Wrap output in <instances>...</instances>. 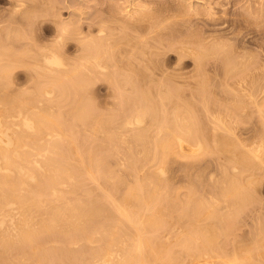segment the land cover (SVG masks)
<instances>
[{"label":"bare ground","instance_id":"bare-ground-1","mask_svg":"<svg viewBox=\"0 0 264 264\" xmlns=\"http://www.w3.org/2000/svg\"><path fill=\"white\" fill-rule=\"evenodd\" d=\"M221 1L222 0H115L114 1V4L112 5V8H113L112 11H114V13H115L114 16L115 17H116V14L117 13H119L120 15L122 14L123 15L122 18L124 20V23H126V25H129V26H132V27L133 26H136L137 27V26L140 25L144 30H148V31H151V32L152 31H155V33H156V31L158 29L160 30V28L162 27V25H165V22H167V24L169 23V25L172 23L171 30L168 31V33H165V32H167V31H165L164 32V34H165L164 37L170 36V38H171L173 36L172 38H174V36L175 37L176 36H181L180 34H182L184 30L188 29L189 26H191L190 24L194 21V19L196 20V21H194V22H196L195 24H198V23L205 24L206 23V25H207V23H209L208 21L212 22L213 21V16L216 15L215 14V10H217V9H215V8H217L218 6L221 9L220 11L223 12L222 14H225L224 13V7H223L224 2H221ZM48 2L49 1L47 0L46 3H48ZM258 2H260V0H257L256 1V4ZM10 3H11V5L9 7L12 6V11H18V10L21 11L22 9L23 10L25 9V11H29V12L31 11L32 13L34 12V10H36V11L38 10V12H40L39 10H41V12H42V9H40V4H38L39 2L38 3H33V4L31 3L30 5H26L22 0H16V1L12 0V2L10 1ZM198 3L199 4L201 3V4L199 5ZM261 3H262V1H261ZM261 3H259V4H261ZM197 4H198V6H196ZM259 4H257V5H259ZM201 5H202V7H199ZM222 7H223V9H222ZM249 7H250V10H251V7L253 8V6H249ZM241 8H242V6H241ZM239 9H240V7H239ZM109 11H110V9H109ZM259 11L264 12V9L261 8ZM9 12H11V10ZM190 12L192 14L191 16L188 15V14H190ZM228 12H229V10H228ZM244 12H247V11L245 10ZM51 13H52V11H51ZM12 14H14V13H12ZM201 14L203 16H200ZM245 14H247V13H245ZM249 14L253 15L251 12ZM262 14H264V13H262ZM31 15H33V14H31ZM58 15H59V13H58ZM179 15H183L182 17L180 16V19L177 18L180 22L179 21H174L173 20L174 17H177ZM193 15L196 18H192ZM196 15H198V16H196ZM11 16H13V15H11ZM114 16H112L113 19H114ZM204 16H206V17H204ZM115 19H117L119 21L118 17H116ZM248 19H250V18H248ZM197 20H199L200 22L199 21L197 22ZM253 20H255V18ZM259 20H261V19H259ZM62 22H63V20H62ZM71 22H73V21H71ZM75 22L76 21H74V25L77 23V22L76 23ZM97 22H98V20H97ZM194 22L192 24H194ZM220 23H218V24H220ZM260 23H262V22H260ZM65 24L61 28L59 27L60 30L58 29V31H60V32L56 33V35L53 36L54 38L52 39L53 40L52 42H55V43H53L51 45H48V44L45 45L44 43H42V45H40V47L37 46L39 48H36L33 51H32V48L33 47L32 48H29L28 47L29 48L28 51H30V54H31V51L34 54V55L33 54L27 55V56H32L33 57L32 60L30 59L31 60V63L29 65L32 64V67H33L32 70L35 71V73H34V71H32L33 74H34V83H33L34 85L32 86L33 87L32 88V91L33 92H32L31 97H30V95H29V97L27 95H25V96L22 97L20 95V93H16L15 91L18 92V90L15 89L14 86L18 85L17 83H15V85L12 83L13 84V88L12 89H13V91L15 89L14 93L16 95L14 93L11 94L12 93V89L10 88V86H12V85L9 82V81H11V79L6 74L4 75V72H6L4 70L7 69L8 67L9 68L10 67L11 68H14L13 67L14 66V63H15L14 61H16V58L14 57V55H15L14 53H16V52H14V53L13 52H10L13 55L12 54H8L9 56L6 57V59L4 57L7 55V53L4 54L3 52H0V73H1L0 74V264H200V261H202V259H203V263L202 264H239V262H240V264H264V254H261L262 252L259 253V251H260L259 249L260 248L257 249L258 251H256V249H255L256 248L255 246H257V243L256 242H255L256 245H254V246H252L253 244L251 246H247V245H243V244H240L239 245L240 242L237 243L239 246L237 245L238 247H235L236 252L234 254H232L233 256L230 255L231 256L230 258H229V255L227 256L228 253L226 254L225 251L224 252L221 251V250H220L221 252L220 251L218 252V250L216 251V248L218 249V246H219L217 243L221 240V239L220 240L218 239V236L219 235L221 236L222 233L223 234H226V236H227L229 234V233L227 234V232L230 231V228L232 226H234V224H237V223L236 222L234 223V220L233 219L228 220L229 215L227 216V215L221 214L222 215L221 216L222 217L221 218L222 221L225 222V220H224L225 217L224 216H226V218H227L226 220L231 221L230 222L231 224H232V221H233V225L230 226V224L228 223L229 224L228 226H230V228H229V227H225V224H224V229L221 230L222 233L220 231H218V233H217V229H215L216 227L215 226L213 227L211 225L213 223H216L213 220V217L212 216H216V213L218 214V212H216L217 211L216 210L217 208L215 209L212 205H208V204L205 205L204 203H206V202H204L200 198V196H199V198H197V197H195L193 195L195 192L194 193L193 192L191 193L193 195V197L190 196L191 199H192V201L196 202V204H195V211L196 212L198 211V213H199V211L202 210V211H200V218H202V219L205 218L204 217L205 215H206V217H212V218H208V220H206V221L204 220L205 223H201L202 221H200L199 215L197 217L196 213H194V215L196 216V218L194 217V220L193 219L190 220V218H187L188 220L185 219L188 222L187 223L188 224L187 234L185 232V234H186V235H184L185 237L178 234V236H180V237L179 238L176 237V239L174 240L175 245H178L179 246L178 249H180V251H178V250H176L177 252L176 251H173L172 249H170L169 245L165 244L166 243V240H165L166 238L165 237L167 236V234H166V236L164 235L167 232V230H165V229L167 228L168 225H170V224L173 223L172 222L173 220L171 221L170 219H168L170 221L166 223L167 224V226H166L165 225V222L167 220L166 221L165 220L163 221V219H162L163 217L161 216L162 209L165 211V210H167V208L166 209L164 208V207H166V205L164 204V202L162 200V199H164V201H165V198L166 197H165V195H164V198L161 197V195H159L160 194L159 191H161L165 186H166V188L168 187V185H164L163 183H162L164 185L163 188L161 189L162 186L159 187V185H161V184H159V183H161V182H159L160 181V178H163L161 176L163 175V173H166L167 172V171L166 172L164 171L165 170L164 169V166L167 165V164L166 163L163 164L162 161L165 160V158L167 157V154L168 153H170V154H172L174 156L175 155H177V156L179 155L177 157V158H179L181 156V154L184 156V153H185L184 149L185 150H188V149L191 148V150L193 152L190 151V150H188V151H190L189 152L190 154L198 153L199 152V153H201V155L202 154H204V155L205 154L206 155L208 154L209 155V154H212L213 153L214 148H211L210 147L211 148L210 149V148H208V146L205 147V145H203V143L201 142V140L200 141L197 140L196 142L195 141L192 142V140H190L192 137L193 138H196V137H194L195 135L193 133H195L194 132L195 131L194 129L197 128L195 126L196 124L194 122H190L189 121V120L192 119L191 114H190V112L192 111L191 110L192 108L188 107V105H190L191 103L193 104V102H189L187 100V102H189L190 104H188L186 102V104H187L186 107H188L189 109L183 108L184 106L178 104L180 102L182 103L183 100L182 101L179 100V99H181V97L179 99L177 98L178 97L179 90H174L173 89V86L174 85H173L172 86V89L170 88L171 89V92L169 90H168V92L171 93V96L173 95L171 97V99H173V97H175V95L177 96L175 98L177 100H179L180 102H176L177 101L176 99H174L173 102H174V104L176 102L180 106V107L177 106V108L179 107L178 108L179 110L181 109V111H182V108H183L184 111L181 112L178 109L176 110L175 109L176 107H174V105H173L174 109L171 107L173 111L175 110L174 112L172 111L173 112L172 113V116L173 117L170 116L167 113V116H170L172 118V120H171L170 117H167V118L166 117H162L163 115H161V117L158 118L160 120H157V121L155 120V119H157L155 116L158 114V113H155V112H157V110H159L156 107H159V106L158 105L153 106V107L152 106H149V105H151L154 102V101H151L153 98H151V100H150L152 102L151 104L150 103L148 104V102H150V101H148V99L146 98L147 101H148V102L146 101L147 102V104H146L145 101L143 100L145 96L142 95L143 97L141 98V97H137V95H135L136 96V99L133 101V104L131 106L129 104L130 101L128 102V100L131 97L129 99L127 98V100H126V102H128L127 110H124L125 109L124 108V104L122 103L124 109L123 108H120V113L123 114L124 116H122V115L119 116V117H122V120L120 122L118 121L119 123L116 122L117 123L116 124V128H117V125H118V131L121 132V131H123V129H125L124 130V133H125L126 131H128L127 129H130L131 130L132 127L133 128L134 127L135 128L137 127L136 130L133 129V131L131 130L130 134H128V135H131L133 138H137V139H135L136 141L138 140V138L142 141L143 140V137L144 138H145V136L148 137L151 134V132H152V134L153 133L156 134V135L153 134L155 137H153V143L154 144L153 143L152 144L154 145V148H153V151H152V154H151L152 156L151 157H148L147 158V156H146L147 155V150L149 149L148 147L145 148L146 149L145 156H143V154L141 155L142 149H144V147L140 148L141 149V150H139L140 153H139V151H137L139 148L137 150L135 149L139 153V155L132 154L133 153L132 150H134L133 148L131 150L132 152H129L128 151V150H130V144L129 143H131V142L129 141L130 139L129 140H127V139L128 138H131V137H128V138L126 137V134L128 132H126V134H124V133L121 134L122 137H120L119 136L120 134L117 133L118 136L120 138H122V139H119L118 136H117V134H116V132L113 131L114 132V134H113L112 132L110 133L109 131L106 130L105 127H106V125L108 123L104 126V123H106V122H103V120L105 118H106V120H109L110 118L112 119V118H114V115H111L112 116L111 117L110 115L107 116L105 114L106 116H104V119H103V116H101L103 113H100V114L98 113L99 112V108H97L96 104H94L95 101L93 100L94 102L91 104L90 103V102H92V101H90L91 98H89V96L87 95L90 102L89 101H83L82 102V97L83 96H82V93L79 92V91H82V92L84 91V93H85L86 85L87 84H90L88 82L91 81L90 80L91 78L85 77V75L87 76L88 74L91 73V71H92V73L95 71L94 73L98 74L100 71L102 72V70L103 71H106L107 70V67L109 68V66L105 65V63L108 61V58L109 57L106 58V60H107L106 62H103L100 59H102L101 56H102L103 52L105 51L104 53L106 54V50H108V48H107V44L108 43L107 42H109V45H110V41H108V40H110V38H109V36H107L108 37V40H106V39H104L103 36H101V38L103 37L102 39L94 40L95 38L93 37V35L92 36H86V35L83 36L82 31H78L77 30L76 26H80V25L77 24L75 26H69V25L66 26ZM89 24L91 25V23H89ZM122 24H123V22H122ZM213 24L214 23L211 24V27H212ZM229 24L230 23H228V25ZM109 25H110V23H109ZM208 25L210 26V24H208ZM232 25H233V22H232ZM121 26L124 27L123 25H121ZM230 26H231V24H230ZM215 27H217V25ZM218 27L219 28H223V30H220ZM218 27L217 28H214V26H213L212 27L213 29L211 28L212 29L211 31H204L203 33H201L200 32L201 30H200L199 32L202 35L201 34H197V35H199V36L196 35L197 37L195 36L197 40L194 39L195 33H194L193 36L191 35V37H193V38L188 39L189 42H191L193 40H195L197 42V41L200 40L199 42H197L198 45H196V47L198 46L200 48H198V47L197 48H194V46L188 44L189 43L188 41L184 45H180V47H176V48H178L177 51H179V53H180L181 56H183V55L184 56L185 55L186 56H190L191 55V57L194 56L193 58L196 57V59H197V57L199 58V56H203L204 54L205 55L207 54V56H208V54L210 52H212V53L214 52L215 53V51H218L220 53V52L223 51V54L220 53L222 55L221 56V59H226V60H224L223 69L221 70L223 72V74H221V75H224V76H221V77H223V78L224 77L225 78L227 77V79H229L230 77L235 76L236 73L238 74V72H240L239 74H242L243 73L242 72V69H244L245 67L242 66L243 63H241L240 60L238 61L236 59H243V58H245V56L242 58V57H240V55H238L239 53L236 52L237 45H236V49L235 48H231L232 46L228 45V43L225 42L226 40L224 41V40L219 39V38L222 37L223 34H224L223 36L226 37L225 34H228V33H225L224 26L223 27H220L218 25ZM225 28H226V26H225ZM237 28H239V26H237ZM85 29H88V28H85ZM102 29L101 28L100 29L98 28L95 33L101 32V34L102 33L104 34V32H103L104 29L103 30ZM136 31H137V29L135 30V32ZM238 31H240V30L238 29ZM158 32L159 31H157V33ZM228 32H229V34H228L229 36H231V35L234 36L235 35L234 34V31H233V34H231V29ZM97 34H96V38H97ZM156 34H155V36H157V35L158 36L159 35L161 36L162 35L160 33L157 34V35ZM8 35H9V33H8ZM129 35H131V34H129ZM10 37L8 36V38H10ZM115 37H116V35H115ZM164 37H162V38L164 39ZM199 37H200V39H198ZM201 37L203 39H201ZM225 37H223V38H225ZM68 38H72V39H74V41L76 40L79 43V45L77 47V49H78L79 52L76 50L79 54L77 55L78 57H75V58L81 59L82 62L79 63L77 66L75 65V68H73V67L70 66L71 65L70 63L71 62L69 61V57H66V55H64L66 53L65 52V50H66V45L65 44H67ZM162 38H161V40H162ZM184 38H186V37L184 36ZM184 38H182V39H184ZM158 40H156V41H158ZM128 42H129V40H128ZM147 43L148 42H146L145 44H147ZM159 43H161V42H159ZM179 43H181V42H179ZM164 44H166V43H164ZM74 46L73 47H74V50H75L76 49V45H74ZM4 47L5 46H3L1 49H3ZM12 47H14V46L12 45ZM94 47H95V51H90ZM139 47H140V45H139ZM10 48L11 47L9 45V47H7V50H10ZM157 49H159V48H157ZM12 50H13V48H12ZM133 50H135V49H133ZM34 51L36 53H34ZM110 51L112 52V50H110ZM118 51L120 52V50H118ZM233 51L236 52V54L238 56L236 54L234 55L233 54ZM26 52H27V50L25 51V53ZM147 52H149V51H147ZM27 53H29V52H27ZM240 53H241V51H240ZM1 54H4V56H2ZM110 54H111V56H110L111 59H114L112 57L113 56L112 55L113 52L110 53ZM10 55H12L13 57L10 56ZM18 55H20V53ZM155 56H156V54H155ZM9 57H11V59H9ZM148 57H151V55L148 56ZM12 58H14L13 59L14 61H12L13 65L10 64L11 63L10 60H12ZM29 58H31V57H29ZM70 58H72V57H70ZM203 58L205 59V57H203ZM1 59H2V61H1ZM3 59H5L7 62L5 60H3ZM67 59H68L69 63H68ZM147 59H149V58H147ZM201 59H202V57H201ZM46 60H48V61L58 60L59 63H60V66L55 67V68L49 67V64L45 63ZM235 60L238 61V62H240L241 64L237 62L238 63V65H237V63H236ZM8 61H10V63ZM71 61H72V59H71ZM199 61H196L195 60V62L197 64V66L195 65L196 66L195 68H197V67L198 68L196 70H194V71L199 70L200 67L202 68V66H200L198 64ZM1 62H2V64L4 63L5 65L2 66ZM108 62H110V61H108ZM112 62H113V60H112ZM114 62H116V61H114ZM6 63H8V64H6ZM86 63H89L91 65L92 69H91L90 66H88L89 68H87L86 67L87 65H85ZM222 63H223V61H222ZM16 64H17V62H16ZM20 64H23V63H20ZM113 64L116 65L117 62H116V64L115 63H113ZM125 66H127V65H125ZM129 66H131V65H129ZM32 67H30V68H32ZM144 67H146V66H144ZM171 68H174V67H171ZM88 69H91V71H89ZM128 69L130 70V68H128ZM2 70H3V74L1 72ZM8 71H9V69H8ZM96 71H99V72H96ZM194 71H191V72H194ZM262 71H264V69H262ZM200 72L201 71H197L195 73L197 75H198V73H199V75H202L201 73L204 72V71H202L201 73ZM250 72H248V73L250 74ZM94 73H93V75H94ZM100 73H99V75H103V76L105 74V73H103V74H100ZM109 74L111 76L116 77V75H114L112 73V71L109 72ZM147 74H149V73H147ZM153 75H156V74H153ZM172 75H170V77H172ZM213 76H215V75H213ZM240 76H241V78L243 77L242 75H240ZM252 76L255 77V75H252ZM256 76L259 77V75H256ZM92 77L93 78H96V79L98 78L96 75H94ZM108 77H110V76L108 75ZM148 77H150V75ZM249 77H251V76H249ZM258 77H257V79H258ZM76 78L79 79V83L77 81L78 79H76ZM86 78L87 79L89 78L90 81L87 80ZM145 78H147V77H145ZM197 78H195V80ZM208 78H209V76H208ZM241 78L240 79L238 78L239 80H237L236 78L233 79V80L239 81V83L237 85L238 86H242L243 88H244V86L242 84H245V82L247 80H248L247 81L248 83L249 82L252 83V81H253V79H251V78L250 79H247L245 77V79H247V80H245V79L242 78L243 81H244V83H241L242 82V81L240 82V80H242ZM260 78L261 77H259V79ZM193 79H194V77H193ZM200 79L203 80L204 79V76L202 78L200 76ZM200 79L198 78V81ZM46 80L48 82V83L46 82L47 84H49V80H51L52 82L50 81V85L52 83V85L54 87L58 88V90L60 89L59 91H61V94H59L60 95L59 98L62 97L61 98L62 100L65 99V102L66 103H67L68 99H69V101L71 99L73 101V105L70 106L72 104V102L71 103H67L68 106H69V107H67V104L66 103H63L62 104L63 106H64V104H66V106H65L66 108L63 107L62 105H60L57 108L58 110H54L53 109L54 107L51 106V105H54L53 103L56 100H54V102L52 104H50L51 101H52V99L49 100L47 98V96H49L51 94L52 91H50V89L53 88V86L52 85L51 86L48 85V86H50L49 87L50 89H48L47 86L45 87V85L43 87L42 82L44 81V84H45V81ZM113 80L116 81V78H114ZM151 80H148V81L150 82ZM156 80H158V79L156 78ZM249 80H251V81H249ZM67 81H71L73 83V85H71V87H69V86L67 87V85H68V84H66ZM80 81H81V83H80ZM135 81H136V79H135ZM141 81L143 82V79L142 80L140 79V82ZM172 81L175 82L174 79ZM172 81L169 80L170 83ZM198 81H197V83H198ZM260 81H262V79H260ZM120 82H121V80L118 83H120ZM127 82H129V81L127 80ZM154 82H156V81H154ZM247 82H246L247 85L245 84V90L247 89L246 87L251 84V83L248 84ZM255 82H254V84H256ZM115 83H117V81ZM121 83H123V82H121ZM163 83H165V81ZM194 83H196V81ZM258 83H257V85H258ZM127 84L128 83H126V85ZM150 84H151V82H150ZM156 84L158 85V83H156ZM165 84H167V83H165ZM213 84H215V83H213ZM254 84H253V86H254ZM22 85H24V84H22ZM112 85L113 84H111V88L114 87V86L112 87ZM126 85L123 84V87H126ZM128 85H127V87H129ZM170 85L171 84H169V86ZM194 85H196V84H194ZM197 85H200V84H197ZM204 85H208V84L204 83ZM262 85H264V84H262ZM119 86H121V84ZM119 86H118V88L120 89ZM137 86H136V88H137ZM208 86H210V84ZM19 87L20 86H18L16 88L20 89L19 91H21L22 89L19 88ZM145 87H147V86H145ZM197 87L198 88H196V90L199 89V88H201V87H203V86H200V87L197 86ZM227 87H229V86H227ZM250 87H252V85ZM250 87H249V89H250ZM134 88H135V85H134ZM187 88H188V86H187ZM189 88H192V87H189ZM203 88H201L199 90H202ZM211 88H212V86H211ZM231 88H233V87H231ZM255 88H256V85H255ZM28 89H30V87ZM115 89H116V87H115ZM137 89H135L136 92L139 90V89L138 90ZM225 89H226V86H225ZM77 90H79L78 93L81 94V95H78L79 97L76 96ZM161 90H160V93H161ZM212 90L214 91V87H213ZM238 90H237V93H239L241 89L239 90V92H238ZM261 90H262V88H261ZM59 91H57V92H59ZM131 91H133V90H131ZM140 91H143V90H140ZM157 91H159V90L157 89ZM203 91H204V89H203ZM235 91H236V89H234V94L236 93ZM243 91H244V89H243ZM246 91H249V90L247 89ZM254 91H257V90H254ZM25 92L26 91L23 92V95H24ZM87 92L85 94H87ZM116 92H118V89H117ZM193 92L195 93V91H193ZM216 92H218V91H216ZM244 92L241 93L242 95H245L244 97H246V95H248L249 93H251V91H249L248 94H247V92H246V94H244ZM262 92H264V91H262ZM21 93H22V91H21ZM170 93L167 96L168 98L170 97ZM209 93L212 94V92L208 91V94ZM229 93L231 94L232 92H229ZM27 94H28V92H27ZM52 94H53V92H52ZM54 94H55V92H54ZM85 94H84V96H85ZM144 94H145V92H144ZM196 94H199V93H195V95ZM215 94L216 93H214V97H215ZM241 94H239V95L237 94L239 101H241L239 99V96L240 97L242 96ZM92 95L94 96V94H92ZM92 95L90 94V96H92ZM115 95L117 97V94H115ZM121 95L124 96L123 94H121ZM129 95L131 96V94H129ZM206 95H207V93H206ZM41 96H43V97H41ZM50 96H52V95H50ZM80 96H82V97H80ZM200 96H201V94H200ZM38 97H41V98H38ZM54 97H56V96H54ZM150 97H148V98H150ZM167 97L165 96L166 99H167ZM220 97H221V93H220ZM220 97H219V99H220ZM235 97H236V94H235ZM35 98H37V99H35ZM247 98H246V100L249 101ZM83 99H84V97H83ZM133 99L134 98H132L131 100H133ZM203 99H205V98H203ZM249 99H250V102H254L255 103V101H253L252 97H250ZM262 99H264V97H262ZM85 100H87V98H85ZM160 100L163 101L165 99H160ZM210 100H212V98H210ZM217 100H218V98H217ZM122 101L125 102L124 100H122ZM205 101H206V99L204 100V102ZM219 101H221V100H219ZM231 101H232V103L231 102L229 103L227 101L230 104V107L229 106L228 107H229V110H231V111H228L227 112L228 109L225 108L226 110H224V111H226V113H224V115H226V116H227L228 113L229 114H233V112H234L233 110H236L234 112L235 114L237 113L238 107L236 105H234V104H236L235 103L236 101H233V98H231ZM88 102L90 104H88ZM121 102H119V104ZM202 102H203V100H202ZM212 102L214 103V101H211V104H213ZM242 103L246 106V101H245V103L244 102H241V105H243ZM122 104H121V106H122ZM168 104H171V103H168ZM204 104H206V103H204ZM261 104H264V103L261 102L260 103V107H259V105L257 107L259 109L262 108V111H264V105H261ZM126 105H125V107H126ZM209 105H210V103H209ZM109 106H110V104H109ZM225 106H227V105H225ZM249 106H250V104L248 105V107ZM98 107H99V105H98ZM100 107H101V105H100ZM103 107L105 108L106 105L103 106ZM103 107H101V108L103 109ZM193 107H195V109H196V106H193ZM207 107H208V105H207ZM48 108H51L52 111L54 110L53 112H55V111H57V112H55V113H53L52 111L50 112V109H48ZM113 108H115V107H113ZM230 108H232V109H230ZM244 108L245 107H243L242 108L243 110H241L240 112H242V111L244 112ZM96 109H98V111ZM121 109H123V113H122ZM153 109L154 110L156 109V111H154ZM204 109H207V108L204 107ZM131 110H132V112H131ZM150 111H152V112H150ZM198 111H200V110H198ZM207 111H208V109H207ZM221 111H223V110L221 109ZM116 112H114V113H116ZM147 112L148 113H152V116L151 115H149V116H150L151 121L153 120L152 121L153 122V125L151 124L152 122H150L149 125L148 124H145L146 121L149 120L148 119L149 116L147 117V115H146ZM169 112H170V108H169ZM193 112H195L194 109H193ZM230 112H232V113H230ZM258 112L261 113L260 110ZM109 113H111V112H109ZM120 113L118 112L119 115H120ZM165 113L166 112H164L163 114H165ZM217 115H218V112H217ZM153 116H154L155 119L153 118ZM209 116H212V115H209ZM213 116H215V115H213ZM218 116L216 118H219ZM221 116H223V115H220V117ZM259 116L260 115H258L257 117H259ZM260 117L262 119H264V113H261V116ZM115 118H117V117L115 116ZM146 118H147V120H146ZM169 118H170V120H168ZM227 118H225V120ZM208 119H210V118H208ZM245 119H246V117H245ZM106 120H104V121H106ZM154 120L157 123H155ZM197 120H200V119H197ZM222 120H224V119H222ZM228 120H229V118H228ZM231 121H233V120H231ZM189 122L190 123H194L195 124L194 126L196 128L194 127V129H193V125H191ZM196 122H198V121H196ZM219 122H221V119L218 120V122H216L217 123V126H219L218 125ZM260 122H262V121H260ZM221 123H224L225 124L224 121L221 122ZM228 123L225 124L226 127H225V125H222L220 123L219 124L222 125L221 128H225V131L227 130L226 132H228L229 130L232 132L233 130H231L230 127H232L234 125V123H231L232 126H227ZM243 123H244V121H243ZM109 124L111 125L112 123H109ZM255 124L257 125V123H255ZM261 124L262 123H260V125ZM130 125H132V126H130ZM146 125H148V127H146ZM197 125L200 126V124H197ZM201 125H203V124H201ZM213 126H216V125H213ZM262 126H264V124H262ZM87 127H88V129H87ZM120 127H122V129H119ZM233 127H235V126H233ZM89 128H90V130H89ZM116 128L114 127V130ZM150 128H153L154 131H152V129L150 131H148ZM228 128H229V130H228ZM109 129L110 130L113 129V126H112V128H109ZM217 129H218V127H217ZM55 130H56L57 133L54 132ZM49 131H52V132H49ZM89 131H90V134L89 135L88 134H85L86 132H89ZM97 131H98V133H96V134H98V136L100 135V133L102 131H104L103 134L101 133V135H102L101 138H100V136L99 137L97 136L99 139H97V137L94 136V133L97 132ZM221 131H222V129H221ZM221 131H218V132H221ZM230 131L227 134H223V135L221 134L222 135V138H223L224 135H228V137H229L234 132L233 131L230 134ZM52 133H54V134L56 133L55 138H54V136L52 137V135H51ZM246 133H249V132H246ZM211 134H213V133H211ZM234 134H236V133H234ZM261 134L264 135V133H262V132H261ZM44 135H46V136L47 135L48 136L51 135V136L50 137L47 136L48 138L46 139V136H44ZM57 135H59V136L60 135H63V136L65 135V137L62 136L63 138L61 139V138H58ZM250 135H251V133H250ZM56 136H57V139H56ZM123 136H125L127 138V139L126 138L125 139L129 143L125 141V139L123 138ZM235 136L237 137V135H235ZM93 137H96V140L97 141H95V138H93ZM141 137H142V139H141ZM230 137L229 138L226 137V138H223V139L221 138L224 141L226 139V141L225 142L223 141L222 143H227V145L225 144L226 145L225 148L230 146L228 148V150L230 148H231L230 150H232V148H233V152L230 151V150L229 151L233 153V154L232 153L231 154H232V156L234 158H236L237 160L239 159V161H241V163H243V162L246 163L247 162L248 165H246L245 163H243V165H245L246 167L245 166L243 167V165L241 166L243 169L244 168H248V169L250 168L249 164L252 161H249V160H250V158L251 159H254L255 156H256V159H257V157L261 158L260 164L262 166H264V161H262V157H264V143H262V142H264V141L261 142L262 145L259 142V145H258L257 148H255V149L253 148V150L250 149L248 151L247 149L250 148V146L253 145L254 143L251 144V145H249V147L247 149H245L246 148V145L244 146V144H243L245 142L242 143L240 141V139H239V141H237V143H242V145L244 146V147L242 146L243 149H244V151H242V149H238V151L235 150V152H236L235 153L234 152V149H235L234 147H236L235 145H238V144L231 145L232 143H235L236 142V139L234 138L233 134H232V138L231 139H230ZM255 137H256V135H255ZM149 138H148V141H149ZM233 138L235 139V141L234 142L231 141L230 144H229L227 140L229 139V141H230ZM262 139H264V136H262ZM146 140L147 139H144L145 142H147ZM188 140H190V141H188ZM258 141H261V136H260V139ZM122 142H124V145L122 144L123 147L120 146L122 148H119V145H121L120 143H122ZM133 142H134V140H133ZM144 143L142 144L143 146H144ZM209 143H210V141H209ZM222 143H220V144H222ZM187 144L190 147V148L187 147L188 149L185 148V145L187 146ZM145 146H147V145H145ZM223 146H224V144H223ZM223 146H221V147H223ZM232 146H234V147H232ZM239 147H241V146L238 145V148ZM123 148L126 149L127 152ZM82 149L84 151H82ZM121 149H123L125 151V154H127L129 152L127 154V156H126L127 157L126 158V161H124L126 165L128 164V166H127V168H128L127 169L128 170V175L131 174L133 176L136 173V171L138 172L139 170H140L139 172L141 174V176L139 174V177L138 176H134L135 178L133 177L134 178V182H133V185H130V186L126 182L124 183V179L121 177V175L115 174L114 171L112 169H110V167L106 163L107 158H108L107 156L112 155V154L117 153V152H120L121 153L122 152V151H120ZM211 150H212V152H211ZM222 150L223 149H221V150L218 149L219 152H222L220 154H223V152H225V153L227 152L228 153V150H226V151H224V150L222 151ZM82 152L85 153V155L82 154ZM145 152H143V153H145ZM150 152H151V148H150ZM118 154L119 153H117L115 155H118ZM186 154H188L187 151H186ZM198 154H195V155H198ZM225 155L227 156V154H225ZM190 156H193V155H190ZM252 156H254V157H252ZM221 157L219 159H221ZM157 158L160 159L159 166L161 165V167H159V168L157 167L158 169L157 168L154 169L156 167V165H154V163H155V160H157ZM170 158H171V155H170ZM194 159H195V157H194ZM222 159H224V158L222 157ZM227 159H229V158H227ZM236 159H234V161ZM180 160H182V159L180 158ZM206 160H205V162H206ZM211 160H213V159H211ZM136 161H139L140 164L138 162H136ZM153 161H154V163H153ZM173 161L174 160H172V162ZM194 161L195 160H193V162ZM196 161L199 162L198 160H196ZM214 161H216V160H214ZM200 162H201V160H200ZM220 162H221V160H220ZM135 163L136 164L138 163V165H140V167H142L141 165L143 164V166H145V168H146L145 169L146 171L144 169H141ZM176 163H178V162H176ZM206 163L208 165V162H206ZM108 164H109V162H108ZM169 164H170V162H169ZM218 164L219 163H217V165ZM238 164H239V162L237 164H234V165H235V167H237L239 169L240 168L239 166L241 164L239 166H237ZM133 165L138 166L136 168L137 170L134 169L135 166H133ZM146 165H147V167H146ZM153 165L155 167H153ZM120 166L123 167V165H119V167ZM218 166L221 167L220 164ZM247 166H249V167H247ZM251 167H253V166H251ZM225 168H227V167H225ZM113 169L115 170L114 167H113ZM262 169H264V168H262ZM166 170H168V169H166ZM221 170H223V169H221ZM232 170H235L234 166L232 167ZM226 171H228V170H226ZM115 172H116V170H115ZM124 172H126V171H124ZM247 172H248V170H247ZM249 172H250V170H249ZM155 173H156V175L158 173V176H157L158 178L155 177L156 176ZM159 173L162 174V175L159 176L160 175ZM183 173H184V171H183ZM224 173H225V171H224ZM239 173H240V171H239ZM244 173H246V171ZM249 174H248V176H250ZM136 175H138V173H136ZM224 175H226V174H224ZM228 175H229V173H228ZM232 175H234V174H232ZM240 176H242V175H240ZM240 176H239V174H237V177H238L239 180H240ZM209 177H211V176H209ZM228 178H227L228 183H229V180L232 181L234 179L232 181V183H230V187L231 188H229V185L226 184V181H224L226 185H224L223 187L225 188V190L227 192L230 190L231 191V194L233 193V196L232 197H235L234 200L237 199L236 201L238 203H241L242 202L243 205H244V202L242 201L243 198H244V200H245V198H247L246 199L247 201H245V203L248 202L249 200H251V201L253 200V199H251V194H253V193L250 194V192H248L250 190L248 189V191H247L246 188H245V186H243L244 189H242V187H240L241 186L240 185V182L241 181L240 182L239 181L237 182L238 179L236 178V176H235V178H234V176H232L233 179H230L231 178V175H230ZM245 178H246V176L243 179L241 177V180H243V182H242L243 185L246 183L245 181L249 180L248 178H246L247 180ZM125 180H126V178H125ZM164 180L167 182L168 179L166 180V176H165V179ZM172 180H173V178H172ZM193 180H195V177H194ZM161 181H162V179H161ZM165 181H164V183H165ZM234 181H236V182L233 183ZM250 181L251 182H254V181H252V179ZM250 181H248V183ZM236 183H238L239 185L236 184ZM248 183L246 184L247 186H248ZM233 184L234 185L236 184V186L235 187H232ZM249 185H251V184L249 183ZM218 187H221V186H218ZM219 189H218V191H219ZM240 189H242V191ZM164 190H166V189H163V191ZM243 190H245V192L247 191L246 194H248V193L249 194L248 195H245V192H243ZM169 191H171V190H169ZM173 191H174V189H173ZM186 191H189V190H186ZM189 192H191V191H189ZM216 192H217V190H216ZM100 193H102V195L104 194L103 195V198L104 199L100 196L101 195ZM161 193H163V192H161ZM177 193H178V191H177ZM207 193L209 194L210 192H207ZM228 193H226V194L228 195ZM98 195L103 199V201H101L102 203L99 200L100 198L98 199V197H99ZM187 195H189V193ZM198 195H200V194H198ZM215 195H217V194L215 193ZM218 195H220V194H218ZM249 195H250V198L246 197V196H249ZM169 197H170V195H169ZM194 197H195V199H193ZM205 197H203V198H205ZM213 197L210 196V198H213ZM232 197H229V198L232 199ZM171 198H173V196H171ZM175 198H176V196H175ZM215 198H216V196H215ZM173 199H170L171 200V204L174 202L173 205H171L169 202H167V203L170 204L175 209L176 208L177 209H182V208H179L178 207L180 204L178 205L177 202H175V200H173ZM180 200H182V199H180ZM187 201H189V200H187ZM212 201H213V199H212ZM209 202L210 201H208L207 203H209ZM211 203L212 202H210V204ZM222 203H223V201H222ZM232 203H233V201H232ZM242 203L240 205H242ZM219 204H221V201L219 202ZM225 204L227 205L226 202H225ZM188 205H189V203H188ZM229 205H230V203H229ZM240 205H239V207H242ZM233 206H236V205H233ZM239 207H238V209H239ZM213 208H214V211H213ZM226 208H227V206H226ZM222 209L223 208L221 207L220 210H222ZM229 209H232V208H229ZM192 210H193V207H192ZM241 210H242V208H241ZM188 211H186V212L188 213ZM230 211H232V210H230ZM170 212L171 211H169V213ZM177 212H178V210H177ZM202 212H203V215H201ZM214 212H216L215 215H213ZM172 213H173V211H172ZM179 214H182V213H179ZM185 215H186V217H188L187 214H184V216ZM230 215H231L230 216V218H231L232 217V213ZM170 216H171V213H170ZM254 216H256V215H254ZM172 217H170V218H172ZM216 217L219 219L218 216H216ZM167 218H168V216H167ZM179 221H180V218H179ZM255 222H256V220H255ZM168 223H170V224H168ZM116 225L123 227V230H121V228H120V230H121L120 232H121V235H123V236L125 235L124 236L125 238L123 237L124 238L123 239L122 236H121V238H122V241H121L122 244L121 245L119 244V242H120L119 239L120 238L118 239L115 236L116 233H118V236H120L119 235V232H116V230H118V229L116 228V230H115V228H114ZM222 225H223V223H222ZM226 225H227V223H226ZM118 226H116V227H118ZM235 226H237V225H235ZM256 226H259V225H256ZM262 226H264V225H262ZM262 226L260 227V229L261 228H264ZM93 227H94V229H93ZM168 228H169V226H168ZM169 229H171V228H169ZM237 229H238V227H237ZM260 229H258V230L261 231L262 229L261 230ZM233 231H235V230H233ZM162 232H164L163 235L165 236L164 237L165 239H162V236H163L162 235ZM183 232L184 231H182V233ZM254 232H256V231H254ZM258 232H257V234L261 233L262 231L259 232V233ZM96 233L97 234L99 233V236ZM231 233H233V232H231ZM234 233H236V231ZM95 234H96L97 237H95ZM260 235L261 234H259L257 236L259 237ZM237 238H239V237H237ZM260 238L262 239V237H259V241H257V242L258 243H260V241H261V243L264 242V239L260 240ZM77 241H78V243L80 241L83 242V243L81 244V247L80 248L75 249V247L73 248V245H76L75 242L77 243ZM92 241H94L98 245L95 246V243L91 244ZM115 241L116 242L119 241L118 244H117V245H119V247H118L119 249H118L117 252H119V250H120V252L117 253L118 256L114 252V249H115L114 247H116V246H114V247L112 246V245H114L116 243ZM245 242H246V240H245ZM245 242H242V243H245ZM228 244H229V242H228ZM79 246H80V244H79ZM231 246H233V245H231ZM111 247H113L114 249H111ZM226 248H225V250H226ZM116 249H115V251H116ZM212 250H214V254L212 253L213 252ZM216 256H218V257H222L223 256L222 258H224V256H225V259L219 258L220 261H217L218 260L217 258H216L217 259L216 261L213 260L214 258L211 259L212 257H216ZM245 260H246V262H245Z\"/></svg>","mask_w":264,"mask_h":264},{"label":"rangeland","instance_id":"rangeland-1","mask_svg":"<svg viewBox=\"0 0 264 264\" xmlns=\"http://www.w3.org/2000/svg\"><path fill=\"white\" fill-rule=\"evenodd\" d=\"M10 1L12 2V0H0V49L3 47V46H5L3 49H1L0 50V52H3L4 54L5 53H7V55L4 57L5 59H6V57H8L9 55L8 54H12V53H10V52H16V53H14L15 55H14V57L16 58V61H14L13 59L14 58H12V60H10L11 61V63H10V61H8L10 64H12L13 65V63H12V61H14L15 63H14V68H7V69H5L4 71H6V72H4V75L6 74L7 76H9L10 77V79H11V81H9L10 82V84L12 85V86H10V88L12 89L13 88V84L15 85V83H17L18 85H16V86H14L15 87V89H17L18 90V92L17 91H15V89H14V91L16 92V93H20V95L23 97V96H25V95H27L28 97H29V95H30V97H31V95H32V86L34 85L33 83H34V74H33V72L32 71H34V70H32L33 69V67H32V64L31 65H29L30 63H31V60H32V56H27V55H29L30 54V51H28L29 50V48H32V51L34 50V49H36V48H39L40 47V45H42V43H44L45 45H51V44H53V43H55V42H52L53 40V36H55L56 35V33H58V32H60V31H58V29H59V27L61 28L62 26H64V24L67 26V25H69V26H75V25H80V26H76V28H77V30L78 31H82V33H83V36H92L93 35V37L95 38L94 40H98V39H102L103 37H104V39H106V40H108V37L107 36H109V38H110V40H108V41H110V45H109V42H107L108 44H107V48H108V50H106V54L103 52V54H102V56H101V58L102 59H100V60H102L103 62H106L107 60H106V58H108V61H110V62H106L105 63V65H107V66H109V68L107 67V70L106 71H103L102 70V72L100 73L99 71H96V72H99L100 74H103V73H105L104 74V76L103 75H99V73L98 74H96V73H94V75H96L98 78L96 79V78H93L92 76H94L93 75V73H92V71H91V69H92V67H91V65L89 64V63H86L85 65H87L86 67L87 68H89L88 66H90L91 67V69H88L89 71H91V73L90 74H88L87 76L85 75V77H89V78H91L90 80L92 81H90L89 80V78L87 79V80H89L90 82H88V83H90V84H87L86 85V90H85V93L87 92V94H85L84 93V91L82 92V91H79V90H77V92H76V96H78V95H81V94H79L78 93V91L79 92H81L82 93V96L84 97V99H83V97L82 96H80V97H82V102L83 101H89V99H88V96H89V98H91L90 99V101H92V102H90L91 104L94 102V104H96V106H97V108H99V114L100 113H103L101 116H103V119H104V116H108V115H114V118H110L109 120H106V118L104 119V120H106V121H104L103 120V122H106V123H104V126L106 125V130L107 131H109L110 133L112 132L113 134H114V132H116V134L117 133H119L120 135V137H122L121 136V134H123L124 133V130L125 129H123V131H118V125H117V128H116V122H120L121 120H122V117H119V116H124L123 114H121L120 113V108H123V104H124V110H127V106H128V102L130 101V106L133 104V101L136 99V96L135 95H137V97H143V96H145L144 97V101H145V103L147 104V102L148 101H150L151 100V98H153L151 101H154L153 103L150 101V102H148V104L150 103H152L151 105H149V106H156V105H158L159 107H156V108H158L159 110H157V112H155V113H158L155 117L157 118V119H155L154 118V116H153V118L157 121V120H160V119H158V118H160L161 117V115H163L162 117H170V116H172V113L175 111H173L172 110V108L174 109V107H176L175 109L177 110L180 106L178 105V104H180V105H182V106H184L183 108H187V109H189L188 107H190V108H192L191 110V112H190V114H191V117H192V121L191 120H189L190 122H194V123H190L191 125H193V129H194V127L196 128V129H194L195 131V133H193L195 136L194 137H196V138H191L190 140H192V142L193 141H197V140H201V142L203 143V145H205V147L206 146H208V148H214V151H213V153L212 154H202L201 155V153H193V154H190L189 152L190 151H192L191 150V148L189 147V145L187 144V146L185 145V148H190V149H188V150H190V151H188V150H185L184 149V151H185V153H184V156L181 154V156L179 157V158H177L178 156L177 155H172V154H170V153H168L167 154V157L165 158V160H163L162 162H163V164L164 163H166L167 165H165L164 166V171L167 173H163V175L162 174H160L159 176H161V177H163V178H160V181L159 182H161V183H159V184H161V185H159V187H161V189L163 188V186L164 185H168V187L166 188V186L163 188V189H166V190H164L163 191V189L161 190V191H159V195H161V197H163L164 198V195H165V201H164V199H162L163 200V202H164V204L166 205V207H164L165 209L167 208V210H163L162 209V214H161V216L163 217L162 219H163V221L165 220H167L166 222H165V225L167 226V222H169L170 220L173 222L172 224H170V223H168V224H170V225H168L169 226V228H171V229H169L168 228V226H167V228L165 229V230H167V232L164 234V232H162V235L164 234L165 236H166V234H167V236L165 237L164 235L162 236V239H165L166 240V243L165 244H167V245H169V247H170V249H172L173 251H176V250H178V251H180V249H178L179 248V246L178 245H175V242H174V240L176 239V237H180V236H178V234L179 235H181V236H184V235H186L187 234V227H188V222L186 221V220H188L187 218H190V220H194V217L196 218V216L194 215V213H196V215H197V217H198V215H199V219H200V221H202L201 223H205L204 222V220L206 221V220H208V218H212L213 217V220L217 223H213V224H211L213 227L215 226L216 228L215 229H217V233H218V231H220L221 233H222V229H224V224H225V227H229L230 228V226L231 225H233V221H232V224L230 223L231 221H228V220H231V219H233L234 220V223L236 222L237 224H234V226H232L231 228H230V231H228L227 232V236H226V234H223L222 233V235L220 236H218V239L220 240L217 244L220 246H218V249L216 248V251L218 250V252L221 250V251H225L226 252V254H227V256L229 255V258L231 257V256H233L232 254H234L235 252H236V249H235V247H238L240 244H243V245H247V246H251L252 244V246H254V245H256V243H257V246H255L256 248V251H258L257 249H259L260 251H259V253L260 252H262L261 254H264V242H262L261 243V241H260V243H258L257 241H259V237H262V239H264V228H261L260 229V227L262 226V225H264V169H262V168H264V166H262L261 164H260V162H261V158H259V157H257V159H256V156H255V158L254 159H251L250 158V160L249 161H252L250 164H249V166H250V168L248 169V168H242L241 166L243 165V163H245V162H243V163H241V161H239V159L237 160L236 158H234L233 156H232V152H233V148H232V150H230V151H232V152H230L229 150H228V148L230 147H226L225 148V146L227 145V143H222L224 140H222L223 138H229L230 136V139L232 138V134H233V136H234V138L236 139V142L235 143H232L231 145H233V144H238L239 146H241V147H239L238 148V145H235L236 147H234V146H232V147H234L235 149H234V152H235V150H237L238 151V149H242V151H244V149H243V147L246 145V148L245 149H247L248 147H249V145H251V144H253V145H251L250 146V148H248L247 150L249 151L250 149H252L253 150V148L255 149V148H257L258 147V145H259V142H260V144H261V142L262 141H264V139H262V136H264V135H262L261 134V132L262 133H264V126H262V124H264V119H262L260 116H261V113H264V111H262V108L261 109H259L257 106L259 105V107H260V103L262 102V103H264V99H262V97H264V92H262V91H264V85H262V84H264V71H262V69H264V14H262V13H264V12H261V11H259L261 8L262 9H264V0H260V2H258L257 4H259V3H261V1H262V3L261 4H259V5H257L256 4V1L257 0H222L221 2H224V4H223V7H224V13L225 14H222L223 12L222 11H220L221 9H220V7L218 6L217 8H215V9H217V10H215V16H213V21L212 22H210V21H208L209 23H207V25H206V23L205 24H201V23H198V24H195L196 22H194V21H196L195 19H194V24H190L191 26H189V28L188 29H186V30H184L183 31V33L182 34H180L181 36H174V38H170V36H168V37H164L165 36V34H164V32L165 31H167V32H165V33H168V31H170L171 30V27H172V23L169 25V23L167 24V22H165V25H162V27L160 28V30L158 29L157 31H159L158 33H157V31H156V33L157 34H162L160 37L155 33V31H148V30H144L140 25L139 26H129V25H126V23H124V20H123V15L121 16L119 13H117L116 14V17H118V19H119V21L117 20V19H115L116 17L114 16L115 15V13H114V11H112L113 10V8H112V5L114 4V1L115 0H48L49 2L48 3H46L47 2V0H22L26 5H30L31 3L33 4V3H38V4H40V9H42V12H41V10H39L40 12H38V10L36 11V10H34V12L32 13L31 11V13L29 12V11H25V9L23 10H18V11H12V6L11 7H9L10 5H11V3H10ZM14 1H16V0H14ZM46 1V2H45ZM53 1V2H52ZM226 1V2H225ZM255 1V2H254ZM30 2V3H29ZM231 2V3H230ZM236 2V3H235ZM247 2V3H246ZM44 3V4H43ZM242 3V4H241ZM249 3V4H248ZM254 3V4H253ZM48 6H47V5ZM52 4V5H51ZM111 4V5H110ZM199 4V3H198ZM198 4L196 5V6H198ZM201 4V3H200ZM199 4V5H200ZM257 6H256V5ZM42 5V6H41ZM55 5V6H54ZM255 5V6H254ZM52 6V7H51ZM241 6H242V8H241ZM249 6H253V8L251 7V10H250V7ZM199 7H202V5L201 6H199ZM223 7H222V9H223ZM239 7H240V9H239ZM260 9H259V8ZM104 8V9H103ZM219 8V9H218ZM47 9V10H46ZM109 9H110V11H109ZM254 11H253V10ZM6 10V11H5ZM11 10V12H9ZM228 10H229V12H228ZM246 10L247 12H244V11ZM45 11V12H44ZM51 11H52V13H51ZM217 11V12H216ZM242 11V12H241ZM27 12V13H26ZM38 12V13H37ZM252 13L253 15H251V14H249V13ZM254 12V13H253ZM259 12V13H258ZM12 13H14V14H12ZM56 13V14H55ZM58 13H59V15H58ZM78 13V14H77ZM189 13V12H188ZM234 13V14H233ZM245 13H247V14H245ZM22 14V15H21ZM24 14V15H23ZM27 14V15H26ZM31 14H33V15H31ZM112 14V15H111ZM240 14V15H239ZM249 14V15H248ZM4 15V16H3ZM11 15H13V16H11ZM73 15V16H72ZM188 15H192L191 14V12H190V14H188ZM195 15V14H194ZM194 15H193V17L192 18H196V17H194ZM247 15V16H246ZM256 15V16H255ZM11 16V17H10ZM23 16V17H22ZM29 16V17H28ZM96 16V17H95ZM103 16V17H102ZM110 16V17H109ZM112 16H114V19H113V17ZM121 16V17H120ZM180 16L182 17L183 15H179V16H177V17H174V21H179L178 19H180ZM196 16H198V15H196ZM200 16H203L202 14L200 15ZM224 16V17H223ZM252 16V17H251ZM3 17V18H2ZM25 17V18H24ZM72 17V18H71ZM120 17V18H119ZM204 17H206V16H204ZM215 17V18H214ZM255 18V20H253L254 18ZM111 20H110V19ZM178 18V19H177ZM221 18V19H220ZM240 18V19H239ZM248 18H250V19H248ZM56 19V20H55ZM93 19V20H92ZM220 19V20H219ZM225 19V20H224ZM259 19H261V20H259ZM12 20V21H11ZM17 20V21H16ZM58 20V21H57ZM60 20V21H59ZM62 20H63V22H62ZM79 20V21H78ZM97 20H98V22H97ZM102 20V21H101ZM110 20V21H109ZM116 20V21H115ZM224 22H223V21ZM14 21V22H13ZM71 21H73V22H71ZM74 21H76L75 23V25H74ZM100 21V22H99ZM107 21V22H106ZM118 21V22H117ZM199 20H197V22H198ZM222 23H220V22ZM257 21V22H256ZM58 22V23H57ZM61 22V23H60ZM112 22V23H111ZM122 22H123V24H122ZM180 22V21H179ZM200 22V21H199ZM216 22V23H215ZM232 22H233V25H232ZM256 22V23H255ZM260 22H262V23H260ZM64 23V24H63ZM72 23V24H71ZM88 23V24H87ZM89 23H91V25L89 24ZM96 23V24H95ZM107 23V24H106ZM109 23H110V25H109ZM212 23H214L213 25H212V27L214 26V28H217L218 27V25L220 26V27H223L224 26V31H225V33H228L229 34V32L228 31H230V29H231V34H233V31H234V36L233 35H231V36H229L228 34H225L226 35V37L225 36H223L222 35V37L221 38H219V39H221V40H226L225 42H227L228 43V45H230V46H232L231 48H235L236 49V45H237V50H236V52L237 53H239L238 55H240V57H244L245 56V58H243V59H236V60H240V62L241 63H243L242 64V66L243 67H245L244 69H242V74H239L240 72H238V74L236 73V75L235 76H232V77H230L229 79H227V77L225 78H223V77H221V76H224V75H221V74H223V72L221 71L222 69H223V65H224V60H226V59H221V54L220 53H222L223 54V51L222 52H218V51H215V53L213 52H210L209 54H208V56H207V54L205 55H203V56H199V58L197 57V59H196V57L195 58H193L194 56H192L191 57V55L190 56H181L180 55V53H179V51H177L178 50V48H176V47H180V45H184L187 41L189 42V40L188 39H190V38H193V37H191V35L193 36L194 35V33H195V35H194V39L195 40H197L196 39V37L197 36H199V35H197V34H201V33H203L204 31H211L213 28L211 27V24ZM218 23H220V24H218ZM228 23H230L231 24V26H230V24L228 25ZM98 24V25H97ZM103 24V25H102ZM105 24V25H104ZM113 24V25H112ZM115 24V25H114ZM208 24H210V26L208 25ZM224 24V25H223ZM227 24V25H226ZM260 24V25H259ZM57 25V26H56ZM89 27H88V26ZM101 25V26H100ZM121 25H123L124 27H122ZM217 25V27H215ZM222 25V26H221ZM103 26V27H102ZM118 26V27H117ZM128 26V27H127ZM193 26V27H192ZM225 26H226V28H225ZM237 26H239V28H237ZM6 27V28H5ZM11 27V28H10ZM37 27V28H36ZM79 27V28H78ZM105 27V28H104ZM131 27V28H130ZM210 27V28H209ZM235 27V28H234ZM257 27V28H256ZM2 28V29H1ZM85 28H88V29H85ZM104 29V34L102 33L101 34V32H97V33H95L96 32V30L97 29ZM118 28V29H117ZM165 28V29H164ZM209 30H208V29ZM212 28V29H211ZM219 28V27H218ZM235 30H234V29ZM102 29V30H103ZM133 29V30H132ZM137 29V31L135 32V30ZM143 29V30H142ZM190 29V30H189ZM220 30H223V28H219ZM238 29L240 30V31H238ZM242 29V30H241ZM244 29V30H243ZM7 30V31H6ZM60 30V29H59ZM91 30V31H90ZM112 30V31H111ZM129 30V31H128ZM201 30V31H200ZM233 30V31H232ZM111 31V32H110ZM148 31V32H147ZM186 31V32H185ZM201 33H200V32ZM11 32V33H10ZM55 32V33H54ZM106 32V33H105ZM114 32V33H113ZM121 32V33H120ZM123 32V33H122ZM125 32V33H124ZM163 32V33H162ZM185 32V33H184ZM236 32V33H235ZM238 32V33H237ZM242 32V33H241ZM8 33H9V35H8ZM20 33V34H19ZM108 33V34H107ZM112 35H111V34ZM117 33V34H116ZM127 33V34H126ZM138 33V34H137ZM149 33V34H148ZM191 33V34H190ZM206 33V32H205ZM4 34V35H3ZM96 34H97V38H96ZM126 34V35H125ZM129 34H131V35H129ZM155 34L157 35V36H155ZM189 34V35H188ZM115 35H116V37H115ZM141 35V36H140ZM143 35V36H142ZM197 35V36H196ZM202 35V34H201ZM200 35V36H201ZM8 36L10 37V38H8ZM21 36V37H20ZM23 36V37H22ZM101 36H103L102 38H101ZM112 36V37H111ZM130 36V37H129ZM138 36V37H137ZM149 36V37H148ZM184 36L186 37V38H184ZM196 36V37H195ZM147 37V38H146ZM162 37H164V39L162 38ZM180 39H179V38ZM223 37H225V38H223ZM231 37V38H230ZM6 38V39H5ZM126 38V39H125ZM128 38V39H127ZM135 38V39H134ZM143 40H142V39ZM150 38V39H149ZM161 38H162V40H161ZM182 38H184V39H182ZM228 38V39H227ZM4 39V40H3ZM11 39V40H10ZM47 39V40H46ZM103 39V40H104ZM134 39V40H133ZM159 39V40H158ZM186 39V40H185ZM198 39H200V37L198 38ZM201 39H203L202 37H201ZM39 40V41H38ZM115 40V41H114ZM128 40H129V42H128ZM137 40V41H136ZM156 40H158L159 42H161V43H159L158 41H156ZM167 40V41H166ZM174 40V41H173ZM195 40H193V41H191V42H189L188 44H190V45H192V46H194V48H197L196 47V45H198V43L197 42H199V41H195ZM233 40V41H232ZM113 41V42H112ZM146 41V42H148L147 44H145L144 42ZM169 41V42H168ZM243 41V42H242ZM49 42V43H48ZM115 42V43H114ZM118 42V43H117ZM129 44H127V43ZM166 43V44H164V43ZM176 42V43H175ZM179 42H181V43H179ZM184 42V43H183ZM236 42V43H235ZM27 43V44H26ZM32 43V44H31ZM124 43V44H123ZM168 43V44H167ZM231 43V44H230ZM246 43V44H245ZM5 44V45H4ZM10 45V50H7V47H9V45ZM23 44V45H22ZM37 44V45H36ZM39 44V45H38ZM43 44V45H44ZM106 44V43H105ZM122 44V45H121ZM160 44V45H159ZM245 44V45H244ZM12 45L14 46V47H12ZM66 45V50H65V54L64 55H66V57H69V61L71 62L70 64V66L71 67H73V68H75V65L77 66L79 63H81L82 62V60L81 59H78V58H75V57H78L77 55L79 54L78 52V49H77V47H78V45H79V43L75 40L74 41V39H72V38H68V40H67V44H65ZM74 45H76V49L74 50ZM139 45H140V47H139ZM146 45V46H145ZM165 45V46H164ZM7 46V47H6ZM37 46H39V47H37ZM74 46V47H73ZM110 46V47H109ZM130 46V47H129ZM133 46V47H132ZM170 46V47H169ZM200 46V45H199ZM234 46V47H233ZM23 47V48H22ZM29 47V48H28ZM116 47V48H115ZM150 47V48H149ZM243 47V48H242ZM6 48V49H5ZM12 48H13V50H12ZM106 48V49H107ZM149 48V49H148ZM157 48H159V49H157ZM198 48H200V47H198ZM5 49V50H4ZM9 49V48H8ZM17 49V50H16ZM94 49V50H93ZM115 49V50H114ZM125 49V50H124ZM128 49V50H127ZM132 49V50H131ZM133 49H135V50H133ZM147 49V50H146ZM12 50V51H11ZM27 50V52H29V53H25V51ZM31 50V49H30ZM78 52H77V51ZM110 50H112V52H113V58L114 59H111V54L110 53H112ZM118 50H120V52L118 51ZM138 52H137V51ZM141 50V51H140ZM168 50V51H167ZM233 50V49H232ZM9 51V52H8ZM31 51V54H33V52ZM36 51V50H35ZM34 51V53H36ZM90 51H95V47L94 48H92ZM118 51V52H117ZM128 51V52H127ZM131 51V52H130ZM133 51V52H132ZM147 51H149V52H147ZM153 51V52H152ZM212 51V50H211ZM235 51V50H234ZM233 51V54L235 55L236 54V52H234ZM240 51H241V53H240ZM24 52V53H23ZM110 52V53H109ZM20 53V55H18ZM115 53V54H114ZM176 53V54H175ZM179 55H178V54ZM4 54H1L2 56H4ZM30 54V55H31ZM130 56H129V55ZM137 54V55H136ZM155 54H156V56H155ZM13 55V54H12ZM12 55H10V56H12ZM34 55V54H33ZM105 55V56H104ZM120 55V56H119ZM125 57H124V56ZM141 55V56H140ZM146 55V56H145ZM151 55V57H148V56H150ZM162 55V56H161ZM178 55V56H177ZM237 55V54H236ZM237 55V56H238ZM129 56V57H128ZM177 56V57H176ZM217 56V57H216ZM13 57V56H12ZM29 57H31V58H29ZM70 57H72V58H70ZM104 57V58H103ZM133 57V58H132ZM139 59H138V58ZM142 57V58H141ZM183 57V58H182ZM201 57H202V59H201ZM203 57H205V59L203 58ZM216 57V58H215ZM223 61V63H222V61L219 59V58ZM122 60H121V59ZM147 58H149V59H147ZM214 58V59H213ZM5 59H3V60H5ZM8 59V58H7ZM9 59H11V57H9ZM18 59V60H17ZM31 59V60H30ZM71 59H72V61H71ZM74 59V60H73ZM128 59V60H127ZM22 60V61H21ZM112 60H113V62H112ZM127 60V61H126ZM149 60V61H148ZM175 60V61H174ZM195 60L196 61H199V65L200 66H202V68L200 67V69L199 70H197V71H204V72H200L203 76H204V79L202 80V79H200V76H201V78L203 77L202 75H199V73H198V75L195 73V72H197V71H194V70H196L197 68H195L196 66H197V64H196V62H195ZM203 60V61H202ZM205 60V61H204ZM235 60V61H236ZM244 62H243V61ZM1 61H2V59H1ZM6 61V60H5ZM20 61V62H19ZM34 61V60H33ZM67 61H68V59H67ZM69 61H68V63H69ZM114 61H116L117 62V64H116V62H114ZM144 61V62H143ZM216 61V62H215ZM238 61H236V63L238 62ZM4 62V61H3ZM7 62V61H6ZM16 62H17V64H16ZM151 62V63H150ZM161 62V63H160ZM173 62V63H172ZM222 64H220V63ZM240 62H238V63H240ZM20 63H23V64H20ZM76 63V64H75ZM108 63V64H107ZM110 63V64H109ZM113 63H115L116 65H114ZM163 63V64H162ZM207 65H206V64ZM238 63H237V65H238ZM240 63V64H241ZM1 64H2V62H1ZM6 64H8V63H6ZM113 64V65H112ZM121 64V65H120ZM167 64V65H166ZM219 64V65H218ZM239 64V65H240ZM3 65H5L4 63L2 64V66ZM11 65V66H12ZM18 65V66H17ZM29 65V66H28ZM123 65V66H122ZM125 65H127V66H125ZM129 65H133L132 67L131 66H129ZM146 66V67H144V66ZM173 65V66H172ZM196 65V66H195ZM198 65V66H199ZM246 65V66H245ZM222 66V67H221ZM30 67H32V68H30ZM114 67V68H113ZM121 67V68H120ZM171 67H174V68H171ZM242 67V68H243ZM247 67V68H246ZM128 68H130V70L128 69ZM134 68V69H133ZM154 68V69H153ZM204 68V69H203ZM8 69H9V71H8ZM30 69V70H29ZM112 69V70H111ZM120 69V70H119ZM126 69V70H125ZM128 69V70H127ZM246 69V70H245ZM158 70V71H157ZM179 70V71H178ZM112 71V73L114 74V75H116V77H114V76H111L110 74H109V72H111ZM135 71V72H134ZM140 71V72H139ZM173 71V72H172ZM191 71H194V72H191ZM215 71V72H214ZM218 71V72H217ZM224 71V70H223ZM241 71V70H240ZM251 71V72H250ZM2 72V74H3V70L1 71ZM8 72V73H7ZM137 72V73H136ZM152 72V73H151ZM166 72V73H165ZM170 72V73H169ZM172 72V73H171ZM248 72H250V74L248 73ZM258 72V73H257ZM34 73H35V71H34ZM107 73V74H106ZM147 73H149V74H147ZM169 73V74H168ZM191 73V74H190ZM1 74V73H0ZM112 74V75H113ZM118 74V75H117ZM140 74V75H139ZM146 74V75H145ZM153 74H156V75H153ZM163 74V75H162ZM175 76H173V75ZM193 74V75H192ZM220 74V75H219ZM108 75L110 76V77H108ZM121 75V76H120ZM142 75V76H141ZM150 75V77H148ZM153 75V76H152ZM170 75H172V77H170ZM179 75V76H178ZM196 75V76H195ZM213 75H215V76H213ZM240 75H242L243 77L245 76L247 79H253V81H252V83L251 82H249V83H251L249 86H247L246 88L249 90V91H251V93L254 95H252L251 93H249L248 94V92L249 91H246L245 90V84H246V82L248 81L247 79H245V77L243 78V79H245V80H247L246 82H245V84H242L243 86H244V88L242 87V86H238L237 84L239 83V81H237V80H239L240 78H241V76ZM251 76V77H249V76ZM252 75H255V77L254 76H252ZM256 75H259V77H261L260 79H262V81H260V79H259V77L258 76H256ZM119 76V77H118ZM134 76V77H133ZM166 76V77H165ZM169 76V77H168ZM178 76V77H177ZM194 77V79H193V77ZM207 76V77H206ZM208 76H209V78H208ZM217 76V77H216ZM3 77V76H2ZM13 79H12V78ZM132 77V78H131ZM145 77H147V78H145ZM152 77V78H151ZM168 77V78H167ZM200 79L199 81H198V78ZM213 77V78H212ZM253 77V78H252ZM257 77H258V79H257ZM79 78V77H78ZM78 78H76V79H78ZM114 78H116V81H117V83H115L116 81H114L113 79ZM136 79V81H135V79ZM149 78V79H148ZM152 80H151V79ZM156 78L158 79V80H156ZM167 78V79H166ZM195 78H197L196 80H195ZM212 78V79H211ZM218 78V79H217ZM221 78V79H220ZM237 79V80H233V79ZM239 78V79H238ZM241 78V79H242ZM93 79V80H92ZM111 79V80H110ZM118 79V80H117ZM121 80V82H123V83H118L120 80ZM124 79V80H123ZM131 79V80H130ZM140 79L142 80L143 79V82L141 81L140 82ZM155 79V80H154ZM175 80V82H173L172 80ZM181 81H180V80ZM185 79V80H184ZM206 79V80H205ZM225 81H224V80ZM243 79L242 80H240V82L241 83H244V81H243ZM9 80V79H8ZM98 80V81H97ZM104 80V81H103ZM127 80L129 81V82H127ZM139 80V81H138ZM148 80H151L150 82H151V84H150V82L148 81ZM168 82H167V81ZM169 80L170 81H172L171 83L169 82ZM177 80V81H176ZM189 80V81H188ZM205 80V81H204ZM216 82H215V81ZM50 81L51 80H49V84H47L48 82H47V80L45 81V84H44V81L42 82V85H43V87H44V85H45V87L47 86V88L48 89H50L49 87L52 85V83H51V85H50ZM78 81V83H79V79L77 80ZM128 83L127 85L129 86V87H127V85H126V83ZM134 81V82H133ZM139 83H138V82ZM153 81V82H152ZM154 81H156V82H154ZM159 81V82H158ZM165 81V83H167V84H165V83H163ZM186 81V82H185ZM196 81V83H194ZM197 81H198V83H197ZM202 81V82H201ZM213 83H215V84H213ZM218 81V82H217ZM232 81V82H231ZM249 81H251V80H249ZM256 81V82H255ZM24 82V83H23ZM27 82V83H26ZM47 82V83H46ZM52 82V81H51ZM69 82V83H68ZM106 82V83H105ZM114 82V83H113ZM149 82V83H148ZM188 82V83H187ZM223 84H222V83ZM254 82L256 83V84H254ZM259 82V83H258ZM13 83V84H12ZM26 83V84H25ZM31 83V84H30ZM80 83H81V81H80ZM94 83V84H93ZM156 83H158V85L156 84ZM164 85H163V84ZM203 85H202V84ZM204 83H206V84H210V86H208V85H204ZM248 83V82H247ZM248 83V84H249ZM257 83H258V85H257ZM22 84H24V85H22ZM47 84V85H46ZM66 84H68L67 85V87L69 86V87H71V85H73V83L71 82V81H67V83ZM111 84H113L112 85V87L113 88H111ZM116 86H115V85ZM121 84V86H119V85ZM123 84L124 85H126V87H123ZM150 86H149V85ZM169 84H171L170 86H169ZM176 84V85H175ZM188 84V85H187ZM194 84H196V85H194ZM197 84H200V85H197ZM217 84V85H216ZM220 84V85H219ZM253 84H254V86H253ZM260 84V85H259ZM22 85V86H21ZM48 85H50V86H48ZM134 85H135V88H134ZM138 85V86H137ZM147 86V87H145V86ZM154 85V86H153ZM168 85V86H167ZM176 87H174V86ZM183 85V86H182ZM240 85V84H239ZM247 85V84H246ZM252 85V87H250ZM255 85H256V88H255ZM18 86H20L19 88H21L22 90V93H21V91H19L20 89H18V88H16V87H18ZM53 86V85H52ZM66 86V85H65ZM91 86V87H90ZM118 86L120 87V89L118 88ZM136 86H137V88L139 89L140 87V89L138 90L137 88H136ZM166 88H165V87ZM172 86H173V89L174 90H179V93H178V97L175 95V97H177L178 99L181 97V99H179L180 101H182V103L179 101V100H177L175 97H173V99H171V97L173 96H171V89H172ZM187 86H188V88H187ZM197 86H203V87H201V88H203L204 89V91H203V89L202 90H199V89H201V88H199V89H197L196 90V88H198ZM211 86H212V88H211ZM216 86V87H215ZM225 86H226V89H225ZM227 86H229V87H227ZM30 87V89H28ZM110 87V88H109ZM115 87H116V89H115ZM189 87H192V88H189ZM194 87V88H193ZM209 87V88H208ZM213 87H214V91L212 90L213 89ZM231 87H233V88H231ZM249 87H250V89H249ZM54 88V89H53ZM53 88H51L50 89V91H52L53 92V94H52V92H51V94L50 95H52V96H47V98L50 100V99H52V101H51V103L50 104H52L53 102H54V100H56L53 104L54 105H51V106H53L54 108V110H58L57 108H58V106H60V105H62L63 103H66L65 102V99L64 100H62L61 98H59V94H61V91H59L58 90V88H56V87H54L53 86ZM127 88V89H126ZM133 88V89H132ZM162 90H161V89ZM171 88V89H170ZM179 88V89H178ZM228 88V89H227ZM244 89V91H243V89ZM261 88H262V90H261ZM56 89V90H55ZM77 89V88H76ZM91 89V90H90ZM112 89V90H111ZM117 89H118V92H116L117 91ZM135 89H137L138 91V93L136 92V90ZM157 89L159 90V91H157ZM217 89V90H216ZM219 89V90H218ZM234 89H236V97H235V94H234ZM240 90V92H239V90ZM54 90V91H53ZM128 90V91H127ZM131 90H133V91H131ZM140 90H143V91H140ZM160 90H161V93H160ZM168 90L170 91V92H168ZM229 90V91H228ZM233 90V91H232ZM237 90H238V92L239 93H237ZM254 90H257V91H254ZM14 91H13V89H12V93L11 94H13L14 93ZM24 91H26L25 93H24V95H23V92ZM57 91H59V92H57ZM124 91V92H123ZM135 91V92H134ZM154 93H153V92ZM165 91V92H164ZM168 93H167V92ZM173 91V90H172ZM193 91H195V93H199V94H196L195 95V93L193 92ZM208 91H210V92H212V94L211 93H209L208 94ZM216 91H218V92H216ZM225 93H223V92ZM259 91V92H258ZM27 92H28V94H27ZM54 92H55V94H54ZM90 92V93H89ZM112 92V93H111ZM129 92V93H128ZM141 92V93H140ZM144 92H145V94H144ZM158 92V93H157ZM178 92V91H177ZM192 92V93H191ZM203 92V93H202ZM221 93V97H220V93ZM229 92H232L231 94L229 93ZM244 92V94H246V92H247V94L248 95H246V97H244L245 95H242L241 93H243ZM89 93V94H88ZM128 93V94H127ZM140 93V94H139ZM148 93V94H147ZM165 93V94H164ZM170 93V97L168 98L167 96H168V94ZM190 93V94H189ZM206 93H207V95H206ZM214 93H216L215 94V97H214ZM219 93V94H218ZM257 93V94H256ZM15 94V93H14ZM84 94H85V96H84ZM90 94L92 95V94H94V96L92 95V96H90ZM115 94H117V97H116V95ZM121 94H123L124 96H122ZM129 94H131V96L129 95ZM133 94V95H132ZM139 94V95H138ZM148 96H147V95ZM156 94V95H155ZM162 94V95H161ZM173 94V93H172ZM200 94H201V96H200ZM211 94V95H210ZM223 94V95H222ZM239 94H241L242 96V98L239 96V99L241 100V101H239L238 100V95ZM16 95V94H15ZM88 95V96H87ZM112 95V96H111ZM122 97H121V96ZM143 95V96H142ZM160 95V96H159ZM191 95V96H190ZM193 95V96H192ZM209 95V96H208ZM233 95V96H232ZM250 95V96H249ZM252 95V96H251ZM18 96V95H17ZM26 96V97H27ZM54 96H58L57 98L56 97H54ZM63 96V95H62ZM135 96V97H134ZM151 96V97H150ZM159 96V97H158ZM165 96L167 97V99L165 98ZM199 96V97H198ZM223 96V97H222ZM232 96V97H231ZM249 96V97H248ZM41 97H43V96H41ZM41 97H38V98H41ZM79 97V96H78ZM124 97V98H123ZM131 97V98H130ZM148 97H150V98H148ZM202 99H201V98ZM207 97V98H206ZM219 97H220V99H219ZM244 97V98H243ZM248 97V98H247ZM250 97H252V99H253V101H255V103L254 102H250ZM254 97V98H253ZM85 98H87V100H85ZM94 98V99H93ZM127 98L129 99L128 100V102H126V100H127ZM132 98H134L133 100H131ZM148 99V101H147V99ZM155 98V99H154ZM183 98V99H182ZM191 98V99H190ZM203 98H205L206 99V101L204 102V100L205 99H203ZM210 98H212V100H210ZM215 98V99H214ZM217 98H218V100H217ZM231 98H233V101H236L235 103L236 104H234V105H236L237 107H238V109H237V113L235 114L234 112L236 111V110H233L234 112H233V114H227V116L226 115H224V113H226V111H224V110H226L225 108H227L228 110H227V112L228 111H231V110H229V107H230V102L232 103V101H231ZM246 98L249 100V101H247L246 100ZM256 98V99H255ZM261 100H260V99ZM35 99H37V98H35ZM60 99V100H59ZM114 99V100H113ZM124 100L125 102H123L122 100ZM160 99H165V100H160ZM174 99H176L175 101L176 102H180V103H176L175 102V104H174V102H173V100ZM214 99V100H213ZM229 99V100H228ZM236 99V100H235ZM246 101V106L244 105H241V102H244L245 103V101ZM63 102H62V101ZM94 100V101H93ZM102 100V101H101ZM186 100V101H185ZM187 100L189 101V102H193V104L191 103H189V102H187ZM202 100H203V102H202ZM219 100H221V101H219ZM67 101V100H66ZM68 101H69V99H68ZM67 101V103H71L72 102V104L70 105V106H72L73 105V101L70 99V101L68 102ZM106 101V102H105ZM122 101V102H121ZM147 101V102H146ZM159 101V102H158ZM161 101V102H160ZM211 101H214V103L213 104H211ZM229 103H228V102ZM239 101V102H238ZM252 101V100H251ZM258 101V102H257ZM260 101V102H259ZM88 102V104H90ZM119 102H121L120 104H119ZM186 102L188 103V104H190V105H188V107H186L187 106V104H186ZM216 102V103H215ZM250 102V103H249ZM258 104H257V103ZM66 103V104H67ZM85 103V102H84ZM87 103V102H86ZM101 103V104H100ZM116 103V104H115ZM123 103V104H122ZM127 105H126V104ZM157 103V104H156ZM168 103H171V104H168ZM186 105H185V104ZM203 103V104H202ZM204 103H206V104H204ZM209 103H210V105H209ZM221 103V104H220ZM66 104H64V106L63 107H65L66 106ZM109 104H110V106H109ZM114 104V105H113ZM121 104H122V106H121ZM160 104V105H159ZM197 104V105H196ZM219 104V105H218ZM227 105V106H225V105ZM250 104V106L248 107V105ZM98 105H99V107H98ZM100 105H101V107H103V106H105L106 105V107L104 108L103 107V109L100 107ZM118 105V106H117ZM125 105H126V107H125ZM173 105H174V107H173ZM207 105H208V107H207ZM252 105V106H251ZM261 105H264V104H261ZM148 106V105H147ZM177 106H179L178 108H177ZM193 106H196V109H195V107H193ZM203 106V107H202ZM213 106V107H212ZM215 106V107H214ZM229 106V107H228ZM232 106V105H231ZM235 106V107H236ZM67 107H69L68 106V104H67ZM113 107H115V108H113ZM151 107V108H152ZM172 107V108H171ZM199 107V108H198ZM204 107L205 108H207L208 109V111H207V109H204ZM233 107V106H232ZM243 107H245L244 108V112L242 111V112H240L241 110H243L242 108ZM66 108V107H65ZM168 108V109H167ZM169 108H170V112H169ZM183 108H182V111H184L183 110ZM198 108V109H197ZM201 108V109H200ZM217 108V109H216ZM48 109H50V112L52 111L51 110V108H48ZM108 109V110H107ZM111 109V110H110ZM123 109H121V111H122V113H123ZM193 109L195 110V112H193ZM215 109V110H214ZM221 109L223 110V111H221ZM230 109H232V108H230ZM247 109V110H246ZM255 109V110H254ZM53 110V111H54ZM97 111H98V109H96ZM151 110V109H150ZM154 110V109H153ZM179 110V109H178ZM198 110H200V111H198ZM203 110V111H202ZM246 110V111H245ZM260 110L261 111V113H259L258 111ZM52 111V112H53ZM108 111V112H107ZM117 111V112H116ZM149 111V110H148ZM154 111H156V109L154 110ZM173 111V112H172ZM179 111H181V109L179 110ZM181 111V112H182ZM211 111V112H210ZM55 112H57V111H55ZM55 112H53V113H55ZM108 114H107V113ZM109 112H111V113H109ZM114 112H116V113H114ZM118 112L120 113V115L118 114ZM131 112H132V110H131ZM150 112H152V111H150ZM164 112H166L165 114H163ZM210 112V113H209ZM217 112H218V115H217ZM167 113L170 115V116H167ZM200 113V114H199ZM206 113V114H205ZM215 113V114H214ZM230 113H232V112H230ZM242 113V114H241ZM106 114V115H105ZM116 114V115H115ZM154 114V113H153ZM194 114V115H193ZM212 115V116H209V115ZM118 115V116H117ZM146 115H147V117L149 116V115H151L152 116V113H146ZM204 115V116H203ZM213 115H215V116H213ZM220 115H223V116H221L220 117ZM258 115H260L259 117H257ZM115 116L117 117V118H115ZM194 116V117H193ZM201 116V117H200ZM219 117V118H216V117ZM226 116V117H225ZM112 117V116H111ZM173 117V116H172ZM198 117V118H197ZM229 118V120H228V118L225 120V118ZM235 117V118H234ZM238 117V118H237ZM245 117H246V119H245ZM109 118V117H108ZM152 118V117H151ZM152 118V119H153ZM171 118V117H170ZM170 118L168 119V120H170ZM208 118H210V119H208ZM257 118V119H256ZM116 121H115V120ZM149 120H147V118H146V123L145 124H150V122H152L151 121V119H150V116H149V118H148ZM196 121H200L199 123L198 122H196ZM197 119H200V120H197ZM221 119V122H225V124H227L228 122V125L227 126H232V124L231 123H234V125L233 126H235V127H230V129L231 130H233L232 132L229 130V128H228V130L230 131V136L228 137V135H224L223 136V138H222V135L223 134H227L228 132H226L225 131V128H221L222 127V125H225L224 123H221V122H219L220 124H222V125H220L219 123H218V125L219 126H217V123L216 122H218V120H220ZM222 119H224V120H222ZM240 119V120H239ZM262 119V120H261ZM154 120V121H155ZM171 120H172V118H171ZM205 120V121H204ZM231 120H235L234 122L233 121H231ZM254 120V121H253ZM108 121V122H107ZM115 121V122H114ZM149 121V122H148ZM155 121V123H157ZM209 121V122H208ZM243 121H244V123H243ZM250 121V122H249ZM260 121H262V122H260ZM114 122V123H113ZM118 122V123H119ZM148 122V123H147ZM109 123H112L111 125L113 126V129H109V128H112V126L109 124ZM211 123V124H210ZM216 123V124H215ZM241 123V124H240ZM255 123H257V125L255 124ZM260 123H262L261 125H260ZM144 124V125H145ZM152 125H153V122L151 123ZM197 124H200V126L199 125H197ZM201 124H203V125H201ZM210 124V125H209ZM216 125V126H213V125ZM250 124V125H249ZM109 125V126H108ZM148 125H146V127H148ZM195 125V126H194ZM130 126H132V125H130ZM212 128H211V127ZM114 127L117 129H115L114 130ZM128 127V126H127ZM145 127V126H144ZM145 127V128H146ZM152 127V126H151ZM217 127H218V129H217ZM220 127V128H219ZM224 127V126H223ZM225 127H226V125H225ZM261 127V128H260ZM125 128V127H124ZM129 128V127H128ZM137 128V127H136ZM136 128L134 127H132L131 128V130L133 131V129H135L136 130ZM201 128V129H200ZM216 128V129H215ZM56 129V128H55ZM87 129H88V127H87ZM119 129H122V127H120ZM127 129V128H126ZM152 129V131H154V129L153 128H150L148 131H150ZM221 129H222V131H221ZM224 129V130H223ZM227 129V128H226ZM257 129V130H256ZM54 130V129H53ZM57 130V129H56ZM56 130L54 131V132H56ZM89 130H90V128H89ZM128 131H126V132H128L127 134H126V132L124 133V134H126V137L128 138V137H131V138H126L125 136H123V138L125 139H127V140H129L131 143H129L126 139H125V141L126 142H128L129 144H130V150H128L129 152H132L133 151V153L132 154H134V155H139V153H140V151L139 150H141L140 148H142V147H144V149H142V153H141V155L143 154V156H145V154H146V149L145 148H149L148 150H147V158L148 157H151L152 155V151H153V148H154V143H153V137H155L154 135H156L155 133H153L152 134V132H151V134L148 136V137H146L145 136V138L143 137V140L141 141L139 138H138V140L136 141L135 139H137V138H133L131 135H128V134H130V132H131V130L130 129H127ZM197 130V131H196ZM210 130V131H209ZM247 130V131H246ZM256 130V131H255ZM87 131V130H86ZM99 131V130H98ZM98 131L97 132H95L94 133V136H98V134H96V133H98ZM114 131V132H113ZM156 131V130H155ZM213 131V132H212ZM218 131H221V132H218ZM245 131V132H244ZM49 132H52V131H49ZM103 132L104 131H102L101 133L103 134ZM106 132V131H105ZM213 133V134H211V133ZM246 132H249V133H246ZM57 133V132H56ZM56 133L54 134V133H52L51 135H52V137L54 136V138H55V135H56ZM101 133H100V138H101ZM150 133V132H149ZM157 133V132H156ZM234 133H236V134H234ZM250 133H251V135H250ZM62 134V133H61ZM85 134H90V131L89 132H86ZM222 134V135H221ZM51 135H47L48 137H50ZM210 135V136H209ZM221 135V136H220ZM235 135H237V137L235 136ZM239 135V136H238ZM255 135H256V137H255ZM44 136H46V135H44ZM43 136V137H44ZM46 136V139L48 138ZM58 136V138H63V137H65V135L63 136V135H57ZM57 136H56V139H57ZM63 136V137H62ZM98 136V137H99ZM117 136H118V134H117ZM118 136V138L119 139H122V138H120ZM252 136V137H251ZM260 136H261V141H258L259 139H260ZM51 137V138H52ZM96 137H93V138H95V141H97L96 140ZM97 137V139H99ZM150 137V138H149ZM220 137V138H219ZM240 137V138H239ZM249 137V138H248ZM258 137V138H257ZM148 138H149V141H148ZM216 138V139H215ZM222 138V139H221ZM232 139V140H230L229 141V139L227 140L228 141V143L230 144V142L231 141H235V139ZM256 138V139H255ZM141 139H142V137H141ZM144 139H147L146 141L147 142H145L144 141ZM152 139V140H151ZM195 139V140H194ZM212 139V140H211ZM219 139V140H218ZM239 139H240V141L243 143V142H245V143H243L244 144V146L242 145V143H237V141H239ZM133 140H134V142H133ZM190 140H188V141H190ZM244 140V141H243ZM253 140V141H252ZM124 141V142H125ZM136 141V142H135ZM141 141V142H140ZM209 141H210V143H209ZM215 141V142H214ZM219 141V142H218ZM225 141H226V139H225ZM224 141V142H225ZM249 141V142H248ZM124 142H122V143H120L121 145H119V148H122L123 146H122V144L124 145ZM125 142V143H126ZM133 142V143H132ZM145 142V143H144ZM194 142V143H195ZM207 142V143H206ZM256 142V143H255ZM138 143V144H137ZM144 143V146L142 145ZM147 143V144H146ZM153 143V144H152ZM191 143V142H190ZM220 143H222V144H220ZM262 143H264V142H262ZM136 144V145H135ZM151 144V145H150ZM192 144V143H191ZM215 144V145H214ZM223 144H224V146H223ZM226 144V145H225ZM248 144V145H247ZM133 147H132V146ZM145 145H147V146H145ZM151 147H150V146ZM262 145V144H261ZM120 146H122V147H120ZM137 146V147H136ZM153 146V147H152ZM221 146H223V147H221ZM243 146V147H242ZM254 146V147H253ZM132 148L134 149V150H132ZM139 148V149H138ZM150 148H151V152H150ZM210 148V149H211ZM223 149L224 151H226V150H228V153L226 152H223V154H220V153H222V152H219L218 151V149L219 150H221V149ZM124 149V148H123ZM121 149L120 151H122L121 153L120 152H117V153H119L118 155H115V154H117V153H114V154H112V155H109V156H107L108 158H107V161H106V163H107V165L110 167V169H112L113 171H114V173L115 174H118V175H121V177L124 179V183L126 182L127 184H129V186L130 185H133V182H134V176H138L139 177V174H140V168L141 169H146L145 168V166H143V164L141 165L142 167H140V165H138V163L140 164V162L139 161H136V162H138L136 165H138L140 168L138 169L139 171L137 172L136 171V173H138V175H136V173L132 176L131 174H129L128 175V168H127V166H128V164L126 165L125 164V162L124 161H126V156H127V154L129 153H127V154H125V151L127 152V150L126 149ZM139 151V153L136 151ZM132 150V151H131ZM222 150V151H223ZM82 151H84L83 149H82ZM135 151V152H134ZM186 151L188 152V154H186ZM143 152H145V153H143ZM193 152V151H192ZM211 152H212V150H211ZM210 152V153H211ZM232 153V154H231ZM236 153V152H235ZM82 154H84L85 155V153H83L82 152ZM149 154V155H148ZM195 154H198V155H195ZM225 154H227V156L225 155ZM122 155V156H121ZM170 155H171V158H170ZM189 155V156H188ZM190 155H193V156H190ZM225 159H222V157ZM116 156V157H115ZM169 156V157H168ZM173 156V157H172ZM206 156V157H205ZM230 156V157H229ZM187 157V158H186ZM189 157V158H188ZM191 157V158H190ZM194 157H195V159H194ZM205 157V158H204ZM208 157V158H207ZM221 157V159H219ZM229 158V159H227V158ZM252 157H254V156H252ZM168 158V159H167ZM180 158L182 159V160H180ZM206 160V162H208V165H207V163L205 162V160ZM233 158V159H232ZM111 159V160H110ZM177 161H176V160ZM195 160L194 162H193V160ZM204 161H203V160ZM211 159H213V160H211ZM227 159V160H226ZM234 159H236L235 161L238 163L239 162V164L237 165V166H239L240 164V168L238 169L237 167H235V165L234 164H237L235 161H234ZM172 160H174L173 162H172ZM196 160H198L199 162H197ZM200 160H201V162H200ZM214 160H216V161H214ZM220 160H221V162H220ZM111 161V162H110ZM158 161V162H157ZM160 159H158L157 158V160H155V163H154V161H153V163H154V165H156V167L153 165V167H155L154 169H156L157 167L159 168V167H161V165L159 166V164H160ZM166 161V162H165ZM168 161V162H167ZM190 161V162H189ZM214 161V162H213ZM254 161V162H253ZM262 161H264V157H262ZM108 162H109V164H108ZM161 162V163H162ZM169 162H170V164H169ZM176 162H178V163H176ZM192 162V163H191ZM196 162V163H195ZM212 162V163H211ZM231 162V163H230ZM190 163V164H189ZM217 163H219L220 165H221V167H219L218 165H217ZM227 163V164H226ZM249 163V162H248ZM255 163V164H254ZM112 164V165H111ZM179 166H178V165ZM189 164V165H188ZM204 164V165H203ZM229 164V165H228ZM246 165H248L247 164V162L245 163ZM119 165H123V167L122 166H120L119 167ZM158 165V166H157ZM185 165V166H184ZM201 165V166H200ZM255 165V166H254ZM260 165V166H259ZM112 166V167H111ZM133 166H135V165H133ZM138 166H135V168L134 169H136ZM171 166V167H170ZM188 166V167H187ZM234 166V168H235V170H232V167ZM245 165H243V167H244ZM249 166H247V167H249ZM251 166H253V167H251ZM262 166V167H261ZM113 167L115 168V170H116V172H115V170L113 169ZM118 167V168H117ZM144 167V168H143ZM146 167H147V165H146ZM166 167V168H165ZM201 167V168H200ZM209 167V168H208ZM225 167H227V168H225ZM246 167V166H245ZM126 170H125V169ZM157 168V169H158ZM200 170H199V169ZM203 168V169H202ZM213 168V169H212ZM220 168V169H219ZM243 170H242V169ZM166 169H168V170H166ZM221 169H223V170H221ZM238 169V170H237ZM248 170V172H247V170ZM254 169V170H253ZM123 170V171H122ZM137 170V169H136ZM143 170V171H144ZM226 170H228V171H226ZM237 170V171H236ZM249 170H250V172H249ZM124 171H126V172H124ZM135 171V170H134ZM146 171V170H145ZM144 171V172H145ZM157 171V170H156ZM183 171H184V173H183ZM216 171V172H215ZM224 171H225V173H224ZM239 171H240V173H239ZM246 171V173H244ZM158 172V171H157ZM170 174H169V173ZM180 172V173H179ZM188 172V173H187ZM190 172V173H189ZM238 172V173H237ZM242 172V173H241ZM253 172V173H252ZM142 173V172H141ZM204 173V174H203ZM228 173H229V175H228ZM250 173V174H249ZM143 174V173H142ZM224 174H226V175H224ZM232 174H234V175H232ZM237 174H239V176L240 175H242V176H240V180L238 179V177H237ZM245 174V175H244ZM248 174L250 175V176H248ZM128 175V176H127ZM155 175H156V173H155ZM172 175V176H171ZM174 175V176H173ZM192 175V176H191ZM221 175V176H220ZM231 175V178L230 179H233L232 178V176H234V178H235V176H236V178L238 179H236L237 180V182L239 181H241L240 182V187H242V189H244L243 188V186H245V188H246V190L248 191V189L250 190V191H248V192H250V194L251 193H253V194H251V199H253L252 201L251 200H249L248 202H246L245 203V201H247L246 199L247 198H245V200H244V198H243V202H244V205H243V203H242V205H240L241 203H238L236 200H234V198L235 197H232L233 196V193L231 194V191L229 190L228 192L225 190V188L223 187L224 185H226V184H228L229 185V188H231L230 187V183H232V181L234 180H232V181H230L229 180V183H228V181H227V178L229 177ZM140 176H141V174H140ZM158 176V173H157V175L155 176V177H157ZM165 176H166V180H167V182L164 180L165 179ZM169 178H168V177ZM179 176V177H178ZM201 176V177H200ZM209 176H211V177H209ZM223 176V177H222ZM228 176V177H227ZM246 176V178H248L249 180H247L246 178V180L247 181H245L244 183V185L242 184V182H243V180H241V177H242V179L244 178ZM252 176V177H251ZM130 177V178H129ZM134 177V178H133ZM194 177H195V180H193L194 179ZM226 177V178H225ZM125 178H126V180H125ZM158 178V177H157ZM172 178H173V180H172ZM203 178V179H202ZM209 178V179H208ZM212 178V179H211ZM128 179V180H127ZM161 179H162V181H161ZM225 179V180H224ZM229 179V178H228ZM244 179V180H245ZM252 179V181H254V182H251L250 180ZM165 181V183H164V181ZM130 181V182H129ZM224 181H226V184H225V182ZM248 181H250L249 183L251 184V185H249V183H248ZM173 184H172V183ZM176 182V183H175ZM236 181H234L233 183H235ZM131 183V184H130ZM164 185H163V184ZM190 183V184H189ZM194 183V184H193ZM217 183V184H216ZM248 183V186L246 185ZM236 184H238V183H236ZM236 184L233 186L232 185V187H235L236 186ZM254 184V185H253ZM126 185V184H125ZM175 187H174V186ZM185 185V186H184ZM191 185V186H190ZM211 185V186H210ZM214 185V186H213ZM239 185V184H238ZM128 186V185H127ZM190 186V187H189ZM206 186V187H205ZM213 186V187H212ZM218 186H221V187H218ZM174 187V188H173ZM226 187V186H225ZM169 188V189H168ZM183 188V189H182ZM189 188V189H188ZM220 188V189H219ZM239 188V187H238ZM173 189H174V191H173ZM192 189V190H191ZM215 191H214V190ZM218 189H219V191H218ZM223 189V190H222ZM242 189H240L241 191H242ZM169 190H171V191H169ZM183 190V191H182ZM186 190H189V191H191V192H189V191H186ZM197 190V191H196ZM216 190H217V192H216ZM222 190V191H221ZM173 191V192H172ZM177 191H178V193H177ZM247 191L245 192V190H243V192H245V195H248V194H246L247 193ZM161 192H163V193H161ZM172 194H171V193ZM188 194L189 193V195H187L186 193ZM194 193L193 195L195 196V197H197V198H199V196H200V198L204 201V202H206V203H204L205 205H212L217 211L216 212H218V214L216 213V212H214V214L213 215H215V213H216V216H218L219 217V219L216 217V216H212V217H206V215L204 216L205 218H200V211H202V210H200L199 211V213H198V211L196 212L195 211V204H196V202H194V201H192V199H191V197H193V195L191 194V193ZM207 192H210L209 194L207 193ZM214 192V193H213ZM165 193V194H164ZM207 193V194H206ZM215 193L217 194V195H215ZM226 193H228V195L226 194ZM101 194V195H100ZM99 195L103 198V195H102V193H100ZM196 194V195H195ZM198 194H200V195H198ZM218 194H220V195H218ZM230 194V195H229ZM98 195V196H99ZM169 195H170V197H169ZM179 195V196H178ZM198 195V196H197ZM207 195V196H206ZM209 195V196H208ZM225 197H224V196ZM98 197V199L100 200V202L101 201H103V199L101 198V197ZM171 196H173V198H171ZM175 196H176V198L178 199H176L175 198ZM178 196V197H177ZM181 196V197H180ZM189 196V197H188ZM191 196V197H190ZM206 196V197H205ZM210 196L211 197H213V198H210ZM215 196H216V198H215ZM219 196V197H218ZM223 198H221V197ZM180 197V198H179ZM183 197V198H182ZM195 197L193 198V199H195ZM203 197H205V198H203ZM208 197V198H207ZM229 197H232V199L231 198H229ZM245 197V196H244ZM246 197H248V198H250V195L249 196H246ZM253 197V198H252ZM173 199V200H175V202H177V204L179 205L178 207L179 208H182V209H175V208H173L171 205H173V203L171 204V200L170 199ZM187 198V199H186ZM180 199H182V200H180ZM191 199V200H190ZM212 199H213V201H212ZM230 199V200H229ZM98 200V201H99ZM169 200V201H168ZM172 200V201H173ZM177 200V201H176ZM187 200H189V201H187ZM216 200V201H215ZM233 201V203H232V201ZM208 201H210V202H212L211 204H210V202L209 203H207ZM215 201V202H214ZM221 201V204H219V202ZM222 201H223V203H222ZM231 201V202H230ZM167 202H169L170 204H168ZM183 204H182V203ZM189 203V205H188V203ZM218 202V203H217ZM225 202L227 203V205L225 204ZM237 202V203H236ZM250 202V203H249ZM102 203V202H101ZM193 203V204H192ZM229 203H230V205H229ZM191 204V205H190ZM236 205V206H233V205ZM240 206H242V207H239V205ZM247 204V205H246ZM254 204V205H253ZM170 205V206H169ZM182 205V206H181ZM184 205V206H183ZM227 206V208H226V206ZM230 207H229V206ZM168 206V207H167ZM191 206V207H190ZM217 206V207H216ZM239 207V209H238V207ZM173 209H172V208ZM190 207V208H189ZM192 207H193V210H192ZM221 207L223 208L222 210H220L221 209ZM244 207V208H243ZM172 210H171V209ZM214 208H213V211H214ZM229 208H232V209H229ZM241 208H242V210H241ZM184 209V210H183ZM239 211H237V210ZM148 210V209H147ZM146 210V211H147ZM177 210H178V212H177ZM181 210V211H180ZM189 210V211H188ZM220 210V211H219ZM224 210V211H223ZM230 210H232V211H230ZM167 211V212H166ZM169 211H171L170 213H171V216H170V213H169ZM172 211H173V213H172ZM184 211V212H183ZM186 211H188V213L186 212ZM165 214H164V213ZM177 212V213H176ZM193 212V213H192ZM223 212V213H222ZM168 213V214H167ZM179 213H182V214H179ZM232 213V217L230 218V214ZM248 213V214H247ZM165 216H164V215ZM167 214V215H166ZM177 214V215H176ZM179 214V215H178ZM184 214H187L188 215V217H186V215L184 216ZM220 214V215H219ZM221 214H224V215H229V218H228V220H226L227 218H226V216H224L223 218H224V220H225V222L224 221H222L221 220ZM201 215H203V212L201 213ZM254 215H256V216H254ZM167 216H168V218H167ZM173 216V217H172ZM180 216V217H179ZM191 216V217H190ZM237 216V217H236ZM170 217H172V218H170ZM180 218V221H179V218ZM202 217V216H201ZM252 219H251V218ZM254 217V218H253ZM256 217V218H255ZM168 219H170V220H168ZM186 219V220H185ZM202 219V220H201ZM185 220V221H184ZM196 220V219H195ZM255 220H256V222H255ZM219 221V222H218ZM228 221V222H227ZM175 223V224H174ZM219 223V224H218ZM222 223H223V225H222ZM226 223H227V225H226ZM230 224V226H228L229 224ZM96 225V224H95ZM172 225V226H171ZM219 225V226H218ZM235 225H237V226H235ZM256 225H259V226H256ZM116 226H118V225H116ZM114 227L115 228V230H116V228L118 229V230H116V232H119V235L120 236H118V233H116V237L120 240V242H119V244L121 245L122 243H121V241H122V238L125 236H123V235H121V230H123V227L122 226H118V227ZM183 227V228H182ZM235 227V228H234ZM237 227H238V229H237ZM259 227V228H258ZM262 227H264V226H262ZM120 228H121V230H120ZM186 228V229H185ZM252 228V229H251ZM93 229H94V227H93ZM219 229V230H218ZM256 229V230H255ZM258 229H260L261 231H259ZM233 230H235L236 231V233H234L235 231H233ZM259 232H261V233H259ZM182 231H184L183 233H182ZM254 231H256V232H254ZM185 232H186V234H185ZM231 232H233V233H231ZM243 232V233H242ZM245 232V233H244ZM257 232L259 233V234H261L259 237L257 236V235H259V234H257ZM123 233V232H122ZM181 233V234H180ZM97 234V233H96ZM96 234H95V237H97L96 236ZM232 234V235H231ZM241 234V235H240ZM255 234V235H254ZM257 234V235H256ZM98 236H99V233L97 234ZM235 235V236H234ZM114 236V237H115ZM121 236H122V238H121ZM225 236V237H224ZM165 237V238H164ZM185 237V236H184ZM237 237H239V238H237ZM241 237V238H240ZM257 237V238H256ZM125 238V237H124ZM123 238V239H124ZM183 238V237H182ZM223 239V240H222ZM261 238H260V240H262ZM225 240V241H224ZM240 240V241H239ZM245 240H246V242H245ZM96 241V240H95ZM117 241V240H116ZM115 241V242H116ZM245 242V243H242V242ZM114 242V243H115ZM118 242H116L114 245H112L113 247L114 246H116V247H114L115 249H116V251H115V249L113 248V247H111V249H114V252L116 253V255L118 256V254L117 253H119L120 252V250H119V252H117L118 251V247H119V245H117L118 244ZM130 242V241H129ZM165 242V241H164ZM228 242H229V244H228ZM233 242V243H232ZM240 242V243H239ZM251 242V243H250ZM256 242V243H255ZM83 242H79L78 243V241H77V243L75 242V244L76 245H73V248L75 247V249H77V248H80L81 247V244H82ZM91 243V242H90ZM93 243H95L94 241H92V243L91 244H93ZM237 243H239V245L237 244ZM250 243V244H249ZM79 244H80V246H79ZM89 244V243H88ZM222 244V245H221ZM96 245H98L97 243H95V246ZM225 245V246H224ZM227 245V246H226ZM231 245H233V246H231ZM238 245V246H237ZM79 246V247H78ZM90 246V245H89ZM92 246V245H91ZM121 247V246H120ZM172 247V248H171ZM176 247V248H175ZM227 247V248H226ZM232 247V248H231ZM225 248H226V250H225ZM122 249V248H121ZM229 249V250H228ZM213 252V254H214V250H212ZM220 251V252H221ZM177 252V251H176ZM217 253V252H216ZM215 253V254H216ZM239 254V253H238ZM237 254V255H238ZM231 255V256H230ZM223 257V256H222ZM222 257H218V256H216V257H212L211 259H213L214 261H216L217 259V261H220V259L219 258H221V259H225V256H224V258H222ZM114 258V257H113ZM217 258V259H216ZM228 258V257H227ZM226 258V259H227ZM228 258V259H229ZM115 259V258H114ZM188 259V258H187ZM189 260V259H188ZM244 261V260H243ZM245 262H246V260H245ZM203 263V259H202V261H200V264H202ZM217 263V262H216ZM239 264H240V262H239Z\"/></svg>","mask_w":264,"mask_h":264},{"label":"clouds","instance_id":"clouds-1","mask_svg":"<svg viewBox=\"0 0 264 264\" xmlns=\"http://www.w3.org/2000/svg\"><path fill=\"white\" fill-rule=\"evenodd\" d=\"M45 63L49 64V67H53V68L60 66L58 60H52V61L46 60Z\"/></svg>","mask_w":264,"mask_h":264}]
</instances>
